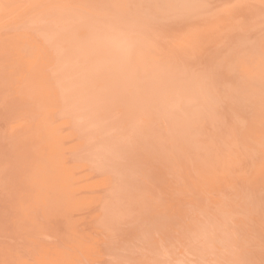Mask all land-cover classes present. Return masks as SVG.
Segmentation results:
<instances>
[{
  "label": "rangeland",
  "instance_id": "374dc122",
  "mask_svg": "<svg viewBox=\"0 0 264 264\" xmlns=\"http://www.w3.org/2000/svg\"><path fill=\"white\" fill-rule=\"evenodd\" d=\"M51 1L52 0H46V1H42V0H0V57H1L0 58V70H1L0 76L2 75L1 77H4L5 79V81L3 78H2L3 81L0 80V88H1L0 89V102L2 99L4 100V101L2 100V103L0 104H2L5 110L7 109L11 111L12 109L10 110V108L13 103L11 104L9 100H11L15 96V98H13L14 100L12 99L11 101L14 102L18 100L17 102H14V105L19 104L18 107H20L18 111L17 109L15 110L16 115L20 114L17 116L13 114L14 111H11L12 113L10 116L9 112L4 111L2 106L0 109V122H1L0 123V129H1L0 130V143H1L0 149L2 150V151L0 150V170H1L0 171V178H1L0 179V191H1L0 192V264H20L21 262L22 264H30V262L31 264H191V263L192 264H264V236H263L264 235V166H263L264 165L263 164L264 163V114H263L264 113L263 112L264 111V93H263L264 92V53H263L264 52V36H263L264 35V8H262L264 7V0H238V1L228 0L229 3H227V0H221V2L220 0H197L198 2L196 0H182V1L181 0L180 1L178 0H166V1L165 0H154V2L153 0H149V1L138 0L140 5L138 4L137 0H134V1L133 0H126V1L115 0V3H114V0H111V1L105 0L106 2L104 0H95V2L94 0H81V1L80 0H69V2L68 0H64V1L54 0L53 4H55V6H53ZM225 1L226 3H224ZM100 2L101 4H99ZM109 2L110 4L112 2V4H111V7L109 4L107 8V6L105 5H108L106 3H109ZM147 2L148 3L151 2V5L153 4L152 7L148 5ZM44 3L46 4L48 3V4L46 5ZM88 3L90 5H88ZM98 5L99 6L101 5V6L99 7ZM130 5L132 7H130ZM225 5L228 6L227 8H229L230 10L229 9L227 10V8H225L226 7ZM238 5H239V8H237ZM259 5L260 7L262 5L263 6L260 8ZM96 6L98 7L96 8ZM92 7H95V9H93ZM148 7L150 10L148 9ZM204 7H206V9H204ZM217 8H219L220 10L219 9L217 10ZM54 9H55V12H53ZM107 9H110V10H107ZM115 9L119 10V12L116 11ZM126 9L128 10L127 13H126ZM141 9L142 10L147 9V10L141 11ZM153 9L155 11H153ZM248 9L249 10L251 9V10L249 11ZM139 10L141 11L140 13L142 15L141 17H139L140 15ZM260 10H261V13H259ZM114 11H116L117 14ZM146 12L148 13L146 14ZM202 12L204 13V15H202L203 14ZM244 12L246 13L243 14ZM144 13H145L144 16H146V18L144 17L143 19ZM124 14L129 15V16H126ZM121 15L124 18H122ZM197 15H199L198 17L200 18H198ZM241 15H243V17ZM249 15L250 17H248ZM165 16H168V17H165ZM180 16L182 18L181 20H180ZM185 16L187 17L185 18ZM204 16L206 17L210 16L211 17V18L209 17L210 21L208 18L207 19L204 18ZM120 17H121V20H120ZM130 17L133 19H131ZM147 17H148V20H151V21L148 22L146 20ZM126 18L130 19L131 21L127 20ZM116 19H118L117 22H116ZM123 20H124V23H123ZM153 21L155 23H153ZM258 21H260L261 23L259 22L258 24ZM132 22H135V23L133 24ZM206 22L209 25H207ZM120 23L124 25H121ZM143 23H146V24H143ZM135 25L136 27L138 26L140 28L138 29L137 27L136 29ZM146 25H149V27ZM132 26L135 28L133 29ZM181 27H183L184 29ZM194 27L196 28V31ZM247 27L248 28L251 27V28L248 29ZM150 29H151V32H150ZM128 31H131V32H128ZM140 31H142L143 34H141L142 32ZM185 32H187L186 34L188 37L186 36ZM134 33L136 36L134 35ZM161 33H163L164 36ZM148 34L150 38H148ZM152 34L154 37L151 36ZM134 36L136 40L132 38ZM184 36L186 38H184ZM201 38H203V41ZM256 38H258V40ZM161 39L163 41H161ZM175 39H178V40L176 41ZM184 42L188 45H186ZM192 42H195V43H192ZM147 43L150 44V47ZM153 43H154V46H156L155 48L152 45ZM174 43H176V45L179 44V48L178 46L175 47ZM81 44L84 47H82ZM171 44L174 45V47ZM201 44L203 47L201 46ZM188 46H191L192 48L191 47L188 48ZM121 47L123 48L121 49ZM211 47L212 49L214 48L215 50L213 49L211 51ZM136 48H138L137 51H136ZM153 48L154 49L157 48L159 49V51L157 49L154 50ZM68 49L70 51H68ZM152 49L155 51V53H153ZM3 50L4 51L8 50L9 52L7 51L4 53ZM29 50L31 51L29 52ZM173 50H175V52ZM126 52L128 53V55ZM150 52H152L153 54ZM180 52L182 54H180ZM1 53L6 56L3 55L4 58H2ZM154 54L156 57L158 56L157 59L154 57ZM188 54L192 58L189 57ZM197 54L199 55V57ZM126 55L128 56V58L127 57L125 58ZM167 55L169 58L167 57ZM171 55H173L172 58H171ZM8 56L11 57V59ZM132 56L134 57L132 58ZM139 56L141 57L143 56L144 58H141ZM118 57L120 58V60L118 59ZM180 57H183V58H180ZM3 59H4V63L2 64L1 60ZM8 59L11 62V64L9 61H8L9 63H6ZM126 59L129 61V62L127 61V63L129 64L126 63ZM12 61L13 63L14 62H17V63L13 64ZM139 61H142L141 62L142 64L139 63ZM117 62L119 64H117L116 66ZM120 62H122L124 65H122ZM130 62L132 63L130 64ZM133 63H134V66H132ZM158 63L160 66L158 65ZM4 64H7L6 69H9L7 71H10V73H7V71L6 72L4 71L5 70ZM139 64H141L140 66L142 68L139 66ZM145 64L146 66H149V68L146 67ZM10 65L11 67H9ZM165 65L167 66L164 67ZM172 65H175V66H172ZM115 66L116 67L119 66V68H116ZM123 67L126 68V70ZM1 68H4V70H2ZM115 68L118 69V71ZM120 68H122L123 71ZM46 69L48 70V72H46ZM149 69L150 71L151 70L152 71L150 72ZM169 69L171 70V72ZM158 70L159 71L161 70V71L159 72ZM91 71H92V74L90 73ZM104 71L108 75L107 74L105 75ZM115 71H117L119 74L116 73ZM120 71H122V74L124 73L125 75L123 74L124 75L123 76ZM80 72H82L83 74L81 73L82 74L81 75ZM125 72L131 73V74L133 73L135 74V77L134 75H131V76L130 74L127 75ZM140 72L143 75H141ZM174 72H176L178 75ZM11 73L13 75L15 74L14 79L15 80L17 79V81L11 79V77L13 78ZM95 73L97 75H95ZM207 73L209 75H207ZM16 75L18 78L16 77ZM101 75H102V78H101ZM126 75L129 77H127ZM171 75H173V77ZM6 76L9 81H6L7 80ZM108 76L109 77L113 76L112 80ZM117 76L119 77V80L121 79L120 76L122 77V79L120 81L115 80L117 79L116 78ZM155 76L158 78H156ZM167 76H169V78ZM19 77L21 78L19 79ZM78 77L80 79H78L77 81ZM94 77H96L97 79ZM130 77H134L135 81L139 78L138 80H140L141 82L137 81V82H140V83H137L138 84L137 85L136 82H133L134 80H132L134 78H130ZM49 79L51 81H48ZM53 79L54 81L52 82ZM123 79L125 80V82ZM170 80L171 82L169 83ZM105 81L107 82L111 81L110 83L113 82V84L116 82V84L120 88L115 86V84L108 85L109 83ZM192 81H193V84L191 83ZM8 82H11L13 84L8 83ZM83 82L85 84H83ZM91 82H92V85H95L96 87L94 86L92 87ZM118 82L120 85L118 84ZM129 82L133 84L135 83V84L129 85ZM181 82H183L184 84L188 83L190 84V86L187 84L188 87H184L186 86V84L184 85ZM248 82H250L249 85L246 84ZM166 84H169V87L165 86ZM180 84L184 86L182 87L180 86ZM197 84L199 87H196ZM85 85L86 86L90 85L91 87L90 86L85 87ZM141 85L143 86L141 87ZM173 85L175 87H172ZM111 86H113L114 88L112 87L111 89ZM135 86L137 87V89L135 88ZM152 86L157 87V88H154ZM192 86L194 89L191 88ZM3 87L4 89L5 88L6 89L4 90ZM30 87L32 88V90ZM74 87H76L77 89ZM85 88H89L88 92H87V89ZM117 88L120 89L121 92L118 91ZM190 88L194 90V91L192 90L194 94H192L193 92L192 93L190 92L191 91ZM195 88L197 91L195 90ZM206 88L208 90H206ZM72 89H75V90H73L72 92ZM84 89L86 91H83ZM171 89H173L174 91ZM180 89H182V92L183 93L185 92L184 94H187V95L182 96L183 93L181 92ZM41 90L42 91L44 90V91L42 92ZM126 90L129 94L128 93L125 94ZM198 90H201V91H198ZM177 91L180 93L178 94ZM7 92L8 94L13 95L12 98H9L10 96L7 94ZM13 92H17L19 96L17 95V93L14 94ZM103 92L106 93L105 97H103L104 95ZM130 93L133 96H131ZM162 93H164V96ZM196 93L197 94L199 93V95H202L200 97L203 99H201L198 95H196ZM3 94L5 95V97L9 96L7 97V100H5L6 99L5 97L4 98L2 97L4 96ZM99 94H100V97H98ZM122 94L123 96H121ZM56 95L58 96L56 97ZM101 95L103 99L105 98L104 100L102 99ZM195 95L198 97L195 98ZM86 96L88 97L87 99L85 98ZM169 96L171 97L168 98ZM19 97L21 99H18ZM80 97H82V99ZM91 97L93 98L91 99ZM111 97L114 98L115 100L112 99ZM179 97H182V98H179ZM27 98L30 100V102H28L29 100H27ZM96 98L98 99V102H99L98 105L103 100L102 101L103 106L100 105L101 108L98 105H95L97 103ZM99 98L102 100H100ZM35 99L36 100L38 99V100L34 102ZM107 99L109 100V102ZM186 99H189L188 100L189 103ZM195 99H197L198 101L201 100L199 101V104H197L198 101ZM25 100L27 102H25ZM91 100H94V104H93V101ZM183 100L185 103L183 102ZM190 100L193 101V103L196 101L197 102L193 104L192 102H190ZM48 101H50V103ZM68 101L71 103L68 104ZM167 101L169 104L167 103ZM83 102L86 104H84ZM179 102L181 103L180 105L178 104ZM207 102H209V104ZM9 103L11 105H9ZM163 103L164 104L166 103L165 104L166 106ZM261 103H262V106L260 105ZM5 104H7L6 105L7 108H5ZM32 104L34 105L35 108L32 106ZM78 104L82 106V110ZM207 105L210 107H208ZM96 106H97V109L95 108ZM158 106L162 108H159ZM190 106L192 107L194 106V108H191ZM18 107L16 105V108ZM22 107L25 109V111L22 110L23 109ZM87 107H91L92 111L91 109ZM12 108L15 109V107H12ZM78 108L81 111L77 110ZM183 108L186 110H183ZM199 108L201 109V111ZM86 109L88 110L85 112ZM129 109H131L132 111ZM181 109L183 110V112ZM195 110L197 112H195ZM257 110L259 111L257 112ZM192 111L194 113H192ZM29 112H30V115H28ZM88 112L90 116H88L89 115ZM190 112L192 114H189ZM208 112L209 114L207 115ZM38 114H40V116ZM43 114H44V117H43ZM95 114L96 116H94ZM186 114L188 115L187 117H186ZM7 115H9L10 117ZM85 115L87 116L86 119H85ZM54 116L58 117L56 118L57 121L55 120ZM16 117L17 118L19 117L18 121H16L17 124L15 123V121L14 123H11L12 118H15V120H17ZM81 117H83L84 120L81 119ZM189 118H191L192 120H190ZM33 119L36 120V122ZM60 119L62 121H60ZM174 119H176V121ZM184 120L188 121L187 122L188 126H187V123L184 122ZM82 121L83 123H80ZM85 122L87 125L85 124ZM261 122H262V125H261ZM72 123H73V126L71 127ZM190 123L191 125H189ZM4 125H8V126H4ZM94 125L96 126L93 127ZM163 125L166 127V129L163 128L164 127ZM16 127L17 128L19 127L18 128L20 129L19 132L17 131L18 129ZM99 127H100V130L97 129ZM77 128H81V129L77 130ZM23 129H24V132L27 131L25 135L23 133ZM104 130L105 131L107 130V131L105 132ZM2 131H4L5 133L4 132L2 133ZM86 131H89V132L87 133ZM14 132L16 134L11 135ZM39 132L40 134L37 135V133ZM172 132L174 133V135ZM6 133H9V134L7 135ZM255 133L257 134V136ZM17 134H19L22 137L21 138L22 140L20 139V137H18L19 135ZM95 134L97 137L95 136ZM80 135H83V136H80ZM191 135L194 139L190 137ZM1 138H6L8 139L9 142L6 141V139H1ZM11 138L12 140L10 141ZM28 138H30L29 140H31V142L28 140ZM37 139H39V141ZM81 139H85V140H81ZM168 141L170 142V144ZM19 142H20V145H19ZM23 144L24 145L26 144V145L24 146ZM30 144L31 145L33 144V145L31 146ZM15 145H16V148H15ZM18 145H19V148L17 147ZM21 146L24 148L21 149ZM1 147H3V149ZM262 149H263V152H262ZM171 150H172V153L170 152ZM231 155H233V157ZM217 156H220V157H217ZM26 157L27 159H25ZM185 158H186V161H185ZM196 159L198 160L196 161ZM31 163L34 166V168L31 167L32 166ZM109 163L112 167H110ZM102 164L105 166H103ZM7 165L9 166V168ZM100 165L103 166V168L100 167ZM256 168H259V170ZM35 170L38 172L36 173ZM83 172L86 174H84ZM32 180L33 182L34 181L35 182L31 183ZM84 180L87 182H85ZM110 181H111V184H110ZM25 182L26 183L28 182V183L26 184ZM35 188L37 189V191ZM29 194L30 196H33V198L29 197ZM224 204L225 206H223ZM76 209L80 214L77 213ZM58 212L59 214H57ZM72 213L75 216H73ZM79 215H81V217ZM91 216L92 218H90ZM194 217L196 218V220ZM84 219H86L87 221H85ZM194 221L196 224H194ZM190 222L192 223L190 224ZM246 223L248 226L246 225ZM213 230H214V233H213ZM226 231L227 233H225ZM222 233L223 234L225 233V234L223 235ZM208 235L211 238V240L209 239ZM49 238H51L52 240L51 239L49 240ZM53 240H56V241H53ZM1 247L2 248L4 247V248L2 249ZM27 249L29 250L27 251ZM18 254L21 256H19ZM164 255L166 256L164 257Z\"/></svg>",
  "mask_w": 264,
  "mask_h": 264
},
{
  "label": "bare ground",
  "instance_id": "6f19581e",
  "mask_svg": "<svg viewBox=\"0 0 264 264\" xmlns=\"http://www.w3.org/2000/svg\"><path fill=\"white\" fill-rule=\"evenodd\" d=\"M42 1H46V0H42ZM59 1H60V0H59ZM59 1H58V3H59ZM62 1H64V0H62ZM80 1H81V0H80ZM80 1H79V2H80ZM104 1H105V0H104ZM106 1H107V0H106ZM106 1H105V2H106ZM110 1H111V0H110ZM120 1H121V0H120ZM120 1H119V2H120ZM122 1H123V0H122ZM124 1H126V0H124ZM133 1H134V0H133ZM147 1H149V0H147ZM165 1H166V0H165ZM178 1H180V0H178ZM181 1H182V0H181ZM196 1H197V0H196ZM232 1H233V0H232ZM236 1H238V0H236ZM51 2H52V4H53V3H54V0H52ZM68 2H69V0H68ZM94 2H95V0H94ZM112 2H113V1H112ZM112 2H111V4H112ZM130 2H131V1H130ZM137 2H138V0H137ZM140 2H141V1H140ZM153 2H154V0H153ZM163 2H164V1H163ZM168 2H169V1H168ZM191 2H192V1H191ZM194 2H195V1H194ZM197 2H198V1H197ZM220 2H221V0H220ZM48 3H49V2H48ZM48 3H47V4H48ZM90 3H91V2H90ZM96 3H97V2H96ZM114 3H115V0H114ZM120 3H121V2H120ZM141 3H142V2H141ZM147 3H148V2H147ZM172 3H173V2H172ZM179 3H180V2H179ZM210 3H211V2H210ZM224 3H226V1H225ZM224 3H222V4H224ZM227 3H229L228 0H227ZM236 3H237V2H236ZM240 3H241V2H240ZM253 3H254V2H253ZM44 4H46V3H44ZM47 4H46V5H47ZM79 4H81V3H79ZM97 4H98V3H97ZM97 4H95V5H97ZM99 4H101V2H100ZM106 4H108V5H105V6H107V8H108L110 2H109V3H106ZM111 4H110V7H111ZM124 4H125V3H124ZM138 4L140 5L139 2H138ZM158 4H160V3H158ZM207 4H209V3H207ZM215 4H216V3H215ZM230 4H231V3H230ZM234 4H235V2H234ZM238 4H239V3H238ZM243 4H244V3H243ZM255 4H256V3H255ZM88 5H90V4L88 3ZM126 5H127V4H126ZM133 5H134V4H133ZM139 5H137V6H139ZM141 5H142V4H141ZM148 5H150V6L152 7L153 4L151 5V2H149ZM180 5H181V4H180ZM188 5H189V4H188ZM231 5H232V4H231ZM239 5H240V4H239ZM239 5L237 6V8H239ZM245 5H246V4H245ZM251 5H252V4H251ZM51 6H52V5H51ZM53 6H55V4H53ZM93 6H94V5H93ZM98 6H99V5H98ZM98 6H96V8H97ZM100 6H101V5H100ZM100 6H99V7H100ZM103 6H104V5H103ZM174 6H175V5H174ZM192 6H194V5H192ZM197 6H198V5H197ZM211 6H213V5H211ZM219 6H220V5H219ZM225 6H226V5H225ZM240 6H241V5H240ZM255 6H256V5H255ZM262 6H263V5H262ZM262 6H261V7H262ZM42 7H43V6H42ZM89 7H90V6H89ZM124 7H125V6H124ZM126 7H127V6H126ZM130 7H132V6L130 5ZM144 7H145V6H144ZM151 7H150V8H151ZM168 7H169V6H168ZM186 7H187V6H186ZM227 7H228V6H226L225 8H227ZM242 7H243V6H242ZM247 7H248V6H247ZM259 7H260V5H259ZM261 7H260V8H261ZM52 8H54V7H52ZM52 8H51V9H52ZM92 8L95 9V7H92ZM102 8H103V7H102ZM104 8H105V7H104ZM127 8H128V7H127ZM133 8H134V7H133ZM146 8H147V6H146ZM157 8H159V7H157ZM174 8H175V7H174ZM190 8H191V7H190ZM221 8H222V7H221ZM223 8H224V7H223ZM248 8H249V7H248ZM256 8H258V7H256ZM256 8H255V9H256ZM262 8H264V7H262ZM37 9H38V8H37ZM41 9H42V8H41ZM57 9H58V8H57ZM105 9H106V8H105ZM110 9H112V8H110ZM110 9H107V10H110ZM119 9H121V8H119ZM148 9H149V7H148ZM160 9H161V8H160ZM177 9H178V8H177ZM193 9H194V8H193ZM198 9H199V8H198ZM204 9H206V7H204ZM218 9H219V8H217V10H218ZM228 9H229V8H227V10H228ZM255 9H254V10H255ZM38 10H39V9H38ZM38 10H37V11H38ZM67 10H68V9H67ZM89 10H90V9H89ZM115 10H116V9H115ZM130 10H132V9H130ZM136 10H137V9H136ZM143 10H147V9H143ZM143 10L141 9V11H143ZM149 10H150V9H149ZM165 10H166V9H165ZM196 10H197V9H196ZM219 10H220V9H219ZM227 10H226V11H227ZM229 10H230V9H229ZM243 10H244V9H243ZM248 10H249V9H248ZM250 10H251V9H250ZM250 10H249V11H250ZM262 10H263V9H262ZM43 11H44V10H43ZM94 11H96V10H94ZM116 11L119 12V10H116ZM116 11H114V12L117 14ZM127 11H128V10L126 9V13H127ZM139 11H140V10H139ZM141 11L139 12V14L141 13ZM153 11H155V10L153 9ZM153 11H152V12H153ZM161 11H162V10H161ZM185 11H187V10H185ZM190 11H191V10H190ZM214 11H215V10H214ZM240 11H241V10H240ZM244 11H245V10H244ZM47 12H49V11H47ZM53 12H55V9L53 10ZM85 12H86V11H85ZM108 12H109V11H108ZM110 12H112V11H110ZM123 12H124V11H123ZM163 12H164V11H163ZM163 12H162V13H163ZM195 12H196V11H195ZM200 12H201V11H200ZM203 12H204V11H203ZM203 12H202V13H203ZM233 12H234V11H233ZM237 12H238V11H237ZM87 13H88V12H87ZM93 13H95V12H93ZM101 13H102V12H101ZM130 13H131V12H130ZM147 13H148V12H146V14H147ZM149 13H151V12H149ZM154 13H155V12H154ZM183 13H184V12H183ZM188 13H189V11H188ZM191 13H192V12H191ZM198 13H199V11H198ZM209 13H210V12H209ZM245 13H246V12H244L243 14H245ZM259 13H261V10H260ZM45 14H46V12H45ZM106 14H107V12H106ZM120 14H122V13H120ZM155 14H156V13H155ZM170 14H171V13H170ZM176 14H177V13H176ZM176 14H175V15H176ZM207 14H208V12H207ZM256 14H257V13H256ZM256 14H255V15H256ZM91 15H92V14H91ZM110 15H111V14H110ZM110 15H109V16H110ZM124 15H126V14H124ZM131 15H132V14H131ZM144 15H145V13L143 14V19H144V17L146 18V16H144ZM148 15H149V14H148ZM184 15H185V14H184ZM195 15H196V14H195ZM199 15H200V14H199ZM199 15H197V17H198ZM202 15H204V13H203ZM220 15H221V14H220ZM40 16H41V15H40ZM44 16H45V15H44ZM92 16H93V15H92ZM109 16H108V17H109ZM114 16H116V15H114ZM126 16H129V15H126ZM141 16H142V15L140 14L139 17H141ZM150 16H151V15H150ZM188 16H189V15H188ZM210 16H212V15H210ZM210 16H209V17H210ZM233 16H234V15H233ZM241 16L243 17V15H241ZM256 16H257V15H256ZM261 16H262V14H261ZM261 16H260V17H261ZM41 17H42V16H41ZM45 17H46V16H45ZM45 17H44V18H45ZM102 17H103V16H102ZM121 17H122V15H121ZM121 17H120V20H121ZM153 17H154V16H153ZM156 17H158V16H156ZM165 17H168V16H165ZM186 17H187V16H185V18H186ZM190 17H191V16H190ZM209 17L204 16V18H206V19L208 18L209 21H210V18H211V17H210V18H209ZM217 17H218V16H217ZM246 17H247V16H246ZM246 17H245V19H246ZM248 17H250V15H249ZM99 18H100V17H99ZM111 18H112V17H111ZM113 18H115V17H113ZM122 18H124V17H122ZM128 18H129V17H128ZM128 18H126V19H127V20H130V19H128ZM130 18H131V17H130ZM160 18H161V17H160ZM185 18H184V19H185ZM198 18H200V17H198ZM226 18H227V17H226ZM232 18H233V17H232ZM262 18H263V16H262ZM42 19H43V18H42ZM88 19H89V18H88ZM97 19H98V18H97ZM126 19H124V20H126ZM131 19H133V18H131ZM134 19H135V18H134ZM140 19H142V18H140ZM152 19H154V18H152ZM156 19H157V18H156ZM161 19H162V18H161ZM181 19H182V18H181V16H180V20H181ZM191 19H192V18H191ZM206 19H205V20H206ZM230 19H231V18H230ZM230 19H229V20H230ZM255 19H256V18H255ZM117 20H118V19H116V22H117ZM124 20H123V23H124ZM146 20H147L148 22L151 21V20H148V17H147ZM185 20H186V19H185ZM195 20H196V19H195ZM212 20H213V18H212ZM212 20H211V21H212ZM222 20H223V19H222ZM224 20H225V19H224ZM257 20H258V19H257ZM259 20H260V19H259ZM100 21H101V20H100ZM130 21H131V20H130ZM155 21H156V20H155ZM162 21H163V20H162ZM174 21H175V20H174ZM217 21H218V20H217ZM225 21H226V20H225ZM236 21H237V20H236ZM241 21H242V20H241ZM261 21H262V20H261ZM119 22H120V21H119ZM128 22H129V21H128ZM157 22H158V21H157ZM159 22H160V20H159ZM163 22H164V21H163ZM165 22H166V21H165ZM180 22H181V21H180ZM184 22H185V21H184ZM184 22H183V24H184ZM207 22H208V21H207ZM207 22H206V24H207ZM259 22H260V21H258V24H259ZM102 23H103V22H102ZM112 23H114V22H112ZM121 23H122V21H121ZM121 23H120V24H121ZM132 23L134 24L135 22H132ZM136 23H137V22H136ZM153 23H155V22L153 21ZM161 23H162V22H161ZM189 23H190V22H189ZM193 23H194V22H193ZM198 23H200V22H198ZM218 23H219V22H218ZM260 23H261V22H260ZM125 24H126V23H125ZM130 24H131V23H130ZM143 24H146V23H143ZM149 24H150V23H149ZM168 24H169V23H168ZM201 24H202V23H201ZM211 24H213V23H211ZM222 24H223V23H222ZM222 24H221V25H222ZM234 24H235V23H234ZM244 24H245V23H244ZM249 24H250V22H249ZM50 25H51V23H50ZM121 25H124V24H121ZM128 25H129V24H128ZM177 25H178V24H177ZM207 25H209V24H207ZM216 25H217V24H216ZM241 25H242V24H241ZM119 26H120V25H119ZM140 26H142V25H140ZM146 26L149 27V25H146ZM146 26H145V28H146ZM165 26H166V24H165ZM168 26H169V25H168ZM168 26H167V27H168ZM179 26H180V24H179ZM188 26H189V25H188ZM205 26H206V25H205ZM246 26H247V25H246ZM255 26H256V25H255ZM255 26H254V27H255ZM69 27H70V26H69ZM132 27H133V26H132ZM132 27H130V28H132ZM135 27H136V25H135ZM135 27H133V29H134ZM137 27H138V26H137ZM137 27H136V29H137ZM174 27H175V26H174ZM202 27H203V26H202ZM77 28H78V27H77ZM81 28H82V27H81ZM101 28H102V27H101ZM122 28H123V27H122ZM125 28H126V26H125ZM127 28H129V27H127ZM139 28H140V27H138V29H139ZM141 28H142V27H141ZM143 28H144V27H143ZM155 28H156V27H155ZM181 28H183V27H181ZM194 28H195V27H194ZM203 28H204V27H203ZM247 28H248V27H247ZM250 28H251V27H250ZM250 28H248V29H250ZM262 28H263V27H262ZM160 29H161V28H160ZM163 29H164V28H163ZM176 29H177V28H176ZM183 29H184V28H183ZM207 29H208V28H207ZM238 29H239V27H238ZM72 30H73V29H72ZM83 30H84V29H83ZM146 30H147V29H146ZM167 30H168V29H167ZM225 30H226V29H225ZM228 30H229V28H228ZM262 30H263V29H262ZM57 31H58V30H57ZM60 31H62V30H60ZM60 31H59V32H60ZM80 31H82V30H80ZM125 31H126V29H125ZM143 31H144V30H143ZM156 31H158V30H156ZM195 31H196V28H195ZM195 31H194V32H195ZM211 31H212V30H211ZM84 32H85V31H84ZM128 32H131V31H128ZM136 32H137V31H136ZM138 32H139V30H138ZM140 32H142V31H140ZM150 32H151V29H150ZM162 32H163V30H162ZM168 32H169V31H168ZM188 32H189V31H188ZM217 32H218V31H217ZM219 32H220V31H219ZM261 32H262V31H261ZM63 33H64V32H63ZM65 33H66V32H65ZM144 33H146V32H144ZM152 33H153V32H152ZM186 33H187V32H185V34H186ZM191 33H192V32H191ZM203 33H204V32H203ZM212 33H214V32H212ZM85 34H86V33H85ZM141 34H143V32H142ZM149 34H150V33H149ZM149 34H148V38H150V37H149ZM161 34L163 35V33H161ZM200 34H201V33H200ZM209 34H210V33H209ZM225 34H226V33H225ZM247 34H248V33H247ZM253 34H254V33H253ZM56 35H57V34H56ZM134 35H135V33H134ZM154 35H155V34H154ZM182 35H183V34H182ZM223 35H224V34H223ZM254 35H255V34H254ZM37 36H38V35H37ZM88 36H89V35H88ZM135 36H136V35H135ZM135 36L132 37V38L135 39ZM151 36H153V34H152ZM163 36H164V35H163ZM178 36H179V35H178ZM186 36H187V34H186ZM216 36H217V35H216ZM220 36H221V35H220ZM220 36H219V37H220ZM259 36H260V35H259ZM263 36H264V35H263ZM100 37H101V36H100ZM116 37H117V36H116ZM129 37H130V36H129ZM139 37H140V36H139ZM153 37H154V36H153ZM187 37H188V36H187ZM206 37H207V36H206ZM221 37H222V36H221ZM226 37H227V36H226ZM61 38H62V37H61ZM143 38H144V37H143ZM143 38H142V39H143ZM146 38H147V37H146ZM155 38H156V37H155ZM158 38H159V37H158ZM161 38H162V37H161ZM175 38H176V36H175ZM184 38H186V37L184 36ZM212 38H213V37H212ZM49 39H50V38H49ZM93 39H95V38H93ZM138 39H140V38H138ZM151 39H152V37H151ZM181 39H182V38H181ZM192 39H193V38H192ZM201 39H202V41H203V38H201ZM225 39H226V38H225ZM256 39L258 40V38H256ZM75 40H76V39H75ZM75 40H73V41H75ZM78 40H79V39H78ZM128 40H129V39H128ZM135 40H136V39H135ZM135 40H134V41H135ZM145 40H146V39H145ZM153 40H154V39H153ZM164 40H165V39H164ZM175 40L177 41L178 39H175ZM188 40H189V39H188ZM212 40H214V39H212ZM1 41H3V40H1ZM50 41H52V40H50ZM50 41H49V42H50ZM53 41H54V40H53ZM55 41H56V40H55ZM129 41H130V40H129ZM131 41H132V40H131ZM137 41H138V40H137ZM140 41H141V40H140ZM143 41H144V40H143ZM150 41H152V40H150ZM157 41H158V40H157ZM161 41H163V40L161 39ZM193 41H194V40H193ZM68 42H69V41H68ZM81 42H82V41H81ZM124 42H125V41H124ZM167 42H168V41H167ZM169 42H170V41H169ZM172 42H173V40H172ZM186 42H187V41H186ZM220 42H221V41H220ZM4 43H5V42H4ZM62 43H63V42H62ZM88 43H89V42H88ZM92 43H93V42H92ZM105 43H106V42H105ZM134 43H135V42H134ZM136 43H138V42H136ZM141 43H142V42H141ZM144 43H145V42H144ZM148 43H150V42H148ZM148 43H147V44H148ZM151 43H152V42H151ZM155 43H156V42H155ZM161 43H162V42H161ZM165 43H166V42H165ZM184 43H185V42H184ZM192 43H195V42H192ZM198 43H199V42H198ZM86 44H87V42H86ZM123 44H124V43H123ZM139 44H140V43H139ZM174 44H175V47L178 46V48H179V44H178V45H176V43H174ZM185 44H186V43H185ZM205 44H206V43H205ZM221 44H222V43H221ZM10 45H11V44H10ZM72 45H73V44H72ZM81 45H82V44H81ZM133 45H135V44H133ZM140 45H141V44H140ZM142 45H143V44H142ZM148 45H149V47H150V44H148ZM148 45H147V46H148ZM152 45H153L154 48L156 47V46H154V43H153ZM155 45H157V44H155ZM171 45H172V44H171ZM180 45H181V44H180ZM186 45H188V44H186ZM197 45H198V44H197ZM78 46H79V45H78ZM98 46H99V45H98ZM102 46H103V45H102ZM138 46H139V45H138ZM138 46H137V47H138ZM144 46H145V45H144ZM158 46H159V45H158ZM172 46L174 47V45H172ZM191 46H192V45H191ZM191 46H188V48L191 47ZM195 46H196V45H195ZM201 46H202V44H201ZM225 46H226V45H225ZM9 47H10V46H9ZM14 47H15V45H14ZM51 47H52V46H51ZM82 47H84V46L82 45ZM133 47H134V46H133ZM142 47H143V46H142ZM142 47H141V48H142ZM161 47H162V46H161ZM163 47H165V46H163ZM168 47H169V46H168ZM185 47H186V46H185ZM192 47H193V46H192ZM192 47H191V48H192ZM202 47H203V46H202ZM206 47H207V46H206ZM209 47H210V45H209ZM222 47H223V46H222ZM230 47H231V46H230ZM254 47H255V46H254ZM27 48H28V47H27ZM29 48H30V47H29ZM59 48H60V46H59ZM61 48H62V47H61ZM78 48H79V47H78ZM88 48H89V47H88ZM119 48H120V47H119ZM122 48H123V47H121V49H122ZM131 48H132V47H131ZM141 48H140V49H141ZM154 48H153V49H154ZM166 48H167V47H166ZM196 48H197V47H196ZM236 48H238V47H236ZM260 48H261V47H260ZM7 49H8V48H7ZM9 49H10V48H9ZM12 49H13V48H12ZM16 49H17V48H16ZM32 49H33V48H32ZM137 49H138V48H136V51H137ZM145 49H147V48H145ZM145 49H144V50H145ZM153 49H152V51H153V53H155L154 50H156L157 48L154 49V50H153ZM193 49H194V48H193ZM200 49H201V47H200ZM213 49H214V48H213ZM213 49H212V47H211V51H212ZM247 49H248V48H247ZM20 50H21V49H20ZM47 50H48V49H47ZM51 50H52V49H51ZM59 50H60V49H59ZM77 50H78V49H77ZM104 50H105V49H104ZM150 50H151V49H150ZM157 50L159 51V49H157ZM162 50H163V49H162ZM162 50H161V52H162ZM175 50H176V49H175ZM175 50H173V51L175 52ZM180 50H181V49H180ZM191 50H192V49H191ZM214 50H215V49H214ZM235 50H236V49H235ZM242 50H243V49H242ZM3 51H4V50H3ZM7 51H8V50H7ZM7 51L5 50L4 53L7 52ZM18 51H19V50H18ZM30 51H31V50H29V52H30ZM68 51H70V50L68 49ZM131 51H132V50H131ZM131 51H130V52H131ZM138 51H139V50H138ZM141 51H142V50H141ZM182 51H183V49H182ZM199 51H200V50H199ZM203 51H204V50H203ZM255 51H256V50H255ZM8 52H9V51H8ZM10 52H12V51H10ZM13 52H15V51H13ZM52 52H53V51H52ZM86 52H87V51H86ZM102 52H103V51H102ZM123 52H124V51H123ZM123 52H122V53H123ZM132 52H133V51H132ZM134 52H135V51H134ZM147 52H148V51H147ZM156 52H157V51H156ZM165 52H166V51H165ZM169 52H170V50H169ZM186 52H187V51H186ZM221 52H222V51H221ZM234 52H235V51H234ZM25 53H26V51H25ZM126 53H127V52H126ZM138 53H139V52H138ZM140 53H141V52H140ZM150 53H152V52H150ZM153 53H152V54H153ZM172 53H173V52H172ZM194 53H195V51H194ZM194 53H192V54H194ZM235 53H236V52H235ZM238 53H239V52H238ZM263 53H264V52H263ZM1 54H2V53H1ZM9 54H10V53H9ZM21 54H22V53H21ZM29 54H30V53H29ZM52 54H53V53H52ZM55 54H56V53H55ZM120 54H121V53H120ZM129 54H130V53H129ZM136 54H137V53H136ZM136 54H135V55H136ZM141 54H142V53H141ZM144 54H145V53H144ZM161 54H162V53H161ZM167 54H168V52H167ZM180 54H182V53L180 52ZM183 54H184V53H183ZM192 54H191V55H192ZM202 54H203V53H202ZM216 54H217V53H216ZM240 54H241V53H240ZM255 54H256V52H255ZM3 55H4V54H2V58H4ZM7 55H8V54H7ZM12 55H13V53H12ZM16 55H17V54H16ZM31 55H32V54H31ZM33 55H34V54H33ZM40 55H41V53H40ZM43 55H44V54H43ZM70 55H71V54H70ZM94 55H95V54H94ZM104 55H105V54H104ZM127 55H128V53H127ZM127 55L125 56V58H126V57L128 58ZM133 55H134V54H133ZM156 55H157V54H156ZM158 55H159V54H158ZM188 55H189V54H188ZM195 55H196V54H195ZM197 55H198V54H197ZM4 56H6V55H4ZM21 56H22V55H21ZM29 56H30V55H29ZM46 56H47V55H46ZM84 56H85V55H84ZM122 56H123V55H122ZM143 56H144V55H143ZM143 56H142V57L139 56V57L144 58ZM149 56H150V55H149ZM149 56H148V57H149ZM8 57H9V56H8ZM12 57H13V56H12ZM25 57H26V55H25ZM53 57H54V56H53ZM55 57H56V55H55ZM130 57H131V56H130ZM133 57H134V56H132V58H133ZM135 57H136V56H135ZM145 57H146V56H145ZM154 57L157 59L158 56L156 57L155 54H154ZM167 57H168V55H167ZM172 57H173V55H171V58H172ZM176 57H177V56H176ZM189 57H191V56L189 55ZM189 57H188V58H189ZM198 57H199V55H198ZM207 57H208V56H207ZM213 57H214V56H213ZM223 57H224V56H223ZM0 58H1V57H0ZM6 58H7V57H6ZM9 58L11 59V57H9ZM13 58H14V57H13ZM34 58H35V57H34ZM48 58H49V56H48ZM92 58H93V57H92ZM115 58H116V57H115ZM122 58H123V57H122ZM151 58H152V57H151ZM162 58H163V56H162ZM168 58H169V57H168ZM168 58H167V59H168ZM180 58H183V57H180ZM191 58H192V57H191ZM18 59H19V58H18ZM31 59H32V58H31ZM42 59H43V58H42ZM70 59H71V58H70ZM85 59H86V57H85ZM96 59H97V58H96ZM113 59H114V58H113ZM113 59H112V60H113ZM118 59L120 60L119 57H118ZM137 59H138V58H137ZM137 59H136V60H137ZM193 59H195V58H193ZM222 59H223V58H222ZM236 59H237V58H236ZM254 59H255V58H254ZM26 60H27V59H26ZM51 60H52V59H51ZM123 60H124V59H123ZM123 60H122V61H123ZM130 60H131V59H130ZM147 60H148V59H147ZM172 60H174V59H172ZM217 60H218V59H217ZM249 60H250V59H249ZM2 61H3V62H2ZM8 61H9V59L7 60V62H6V61H5V62H6V63H9L10 61H9V62H8ZM17 61H18V60H17ZM28 61H29V60H28ZM33 61H34V59H33ZM127 61H128V60L126 59V63H127ZM189 61H190V60H189ZM225 61H226V60H225ZM24 62H25V61H24ZM69 62H70V60H69ZM81 62H82V61H81ZM109 62H110V61H109ZM118 62H119V61H118ZM118 62L116 63V66H117V64H119ZM124 62H125V61H124ZM128 62H129V61H128ZM133 62H135V61H133ZM137 62H138V61H137ZM141 62H142V61H139V63H141ZM160 62H161V61H160ZM176 62H177V61H176ZM206 62H207V60H206ZM234 62H235V61H234ZM1 63H2V64L4 63V59L1 60ZM12 63H13V61H12ZM15 63H17V62H14L13 64H15ZM48 63H49V62H48ZM60 63H61V62H60ZM74 63H75V62H74ZM91 63H92V62H91ZM120 63H121L122 65H124L122 62H120ZM131 63H132V62H130V64H131ZM189 63H190V62H189ZM247 63H248V62H247ZM10 64H11V62H10ZM37 64H38V63H37ZM43 64H44V63H43ZM67 64H68V63H67ZM72 64H73V63H72ZM121 64H120V65H121ZM127 64H129V63H127ZM141 64H142V63H141ZM141 64H139V66H140ZM164 64H165V63H164ZM164 64H163V65H164ZM194 64H195V62H194ZM4 65H5V67H4L5 70H4V68H1V69L4 70V71L6 72V71L9 70V69H6V65H7V64H4ZM8 65H9V64H8ZM65 65H66V64H65ZM120 65H119V66H120ZM158 65H159V63H158ZM158 65H157V66H158ZM170 65H171V64H170ZM207 65H208V64H207ZM2 66H3V65H2ZM2 66H1V67H2ZM13 66H14V65H13ZM15 66H16V65H15ZM29 66H30V65H29ZM55 66H56V65H55ZM75 66H76V65H75ZM116 66H115V67H116ZM119 66L116 67V68H119ZM127 66H128V65H127ZM130 66H131V65H130ZM132 66H134V63H133ZM139 66H138V67H139ZM145 66H146V64H145ZM152 66H153V65H152ZM152 66H151V67H152ZM159 66H160V65H159ZM166 66H167V65H165L164 67H166ZM172 66H175V65H172ZM188 66H189V65H188ZM9 67H11V65H10ZM33 67H34V66H33ZM64 67H66V66H64ZM111 67H112V66H111ZM120 67H121V66H120ZM128 67H129V66H128ZM140 67H141V66H140ZM146 67L149 68V66H146ZM198 67H199V66H198ZM201 67H202V66H201ZM223 67H224V66H223ZM21 68H22V67H21ZM21 68H20V69H21ZM49 68H50V67H49ZM49 68H48V69H49ZM60 68H61V67H60ZM96 68H97V67H96ZM96 68H95V69H96ZM116 68H115V69H116ZM123 68H124V67H123ZM134 68H135V67H134ZM141 68H142V67H141ZM158 68H159V67H158ZM174 68H175V67H174ZM206 68H207V67H206ZM233 68H234V67H233ZM239 68H240V67H239ZM40 69H41V68H40ZM52 69H53V68H52ZM52 69H51V70H52ZM77 69H78V68H77ZM102 69H103V68H102ZM110 69H111V68H110ZM120 69H122V68H120ZM120 69H119V70H120ZM124 69L126 70V68H124ZM127 69H128V68H127ZM135 69H136V68H135ZM150 69H151V68H150ZM150 69H149V71H150ZM178 69H179V68H178ZM178 69H177V70H178ZM203 69H204V68H203ZM28 70H29V69H28ZM56 70H57V69H56ZM67 70H69V69H67ZM83 70H84V69H83ZM103 70H104V69H103ZM116 70L118 71V69H116ZM125 70H124V71H125ZM162 70H163V69H162ZM169 70H170V69H169ZM169 70H168V71H169ZM177 70H176V71H177ZM179 70H180V69H179ZM207 70H208V69H207ZM207 70H205V71H207ZM0 71H1V70H0ZM11 71H12V70H11ZM38 71H39V70H38ZM62 71H63V70H62ZM88 71H89V70H88ZM95 71H96V70H95ZM99 71H101V70H99ZM117 71H115V72L118 73ZM122 71H123V69H122ZM122 71H120L121 74H122ZM127 71H128V70H127ZM127 71H126V72H127ZM129 71H130V69H129ZM129 71H128V72H129ZM131 71H132V70H131ZM143 71H144V70H143ZM147 71H148V70H147ZM151 71H152V70H151ZM151 71H150V72H151ZM158 71H159V70H158ZM160 71H161V70H160ZM160 71H159V72H160ZM200 71H201V70H200ZM232 71H233V70H232ZM2 72H3V71H2ZM2 72H1V73H2ZM46 72H48L47 69H46ZM49 72H51V71H49ZM75 72H76V71H75ZM93 72H94V71H93ZM97 72H98V71H97ZM106 72H107V71H106ZM112 72H113V70H112ZM126 72H125V73H126ZM170 72H171V70H170ZM233 72H234V71H233ZM236 72H237V71H236ZM7 73H10V71H7ZM16 73H17V72H16ZM27 73H28V72H27ZM27 73H26V74H27ZM54 73H55V72H54ZM58 73H59V72H58ZM70 73H71V72H70ZM81 73H82V72H80V74H81ZM86 73H87V72H86ZM88 73H89V72H88ZM90 73L92 74V71H91ZM90 73H89V74H90ZM98 73H99V72H98ZM104 73H105V71H104ZM116 73H115V74H116ZM136 73H137V72H136ZM140 73H141V72H140ZM145 73H146V71H145ZM155 73H156V72H155ZM174 73H176V72H174ZM188 73H189V72H188ZM5 74H6V73H5ZM17 74H18V73H17ZM63 74H64V72H63ZM82 74H83V73H82ZM82 74H81V75H82ZM84 74H85V73H84ZM100 74H101V73H100ZM100 74H99V75H100ZM106 74H107V73H105V75H106ZM109 74H110V73H109ZM113 74H114V73H113ZM118 74H119V73H118ZM123 74H124V73H123ZM123 74H122V75H123ZM126 74H127V75L130 74V76H131V75H134V77H135V74H133V73H132V74H131V73H126ZM148 74H150V73H148ZM152 74H153V73H152ZM157 74H158V73H157ZM162 74H163V73H162ZM172 74H173V73H172ZM176 74H177V73H176ZM234 74H235V73H234ZM238 74H239V73H238ZM8 75H9V74H8ZM11 75L13 76V78L11 77V79L15 80V79H14V75H15V74L13 75V74L11 73ZM34 75H35V74H34ZM39 75H40V74H39ZM69 75H70V74H69ZM86 75H87V74H86ZM95 75H97V74L95 73ZM107 75H108V74H107ZM124 75H125V74H124ZM124 75H123V76H124ZM127 75H126V76H127ZM138 75H139V73H138ZM141 75H143V74L141 73ZM177 75H178V74H177ZM207 75H209V74L207 73ZM227 75H228V73H227ZM1 76H2V75H1ZM1 76H0V77H1ZM3 76H5V75H3ZM20 76H21V75H20ZM23 76H24V74H23ZM71 76H72V75H71ZM109 76H111V75H109ZM109 76H108V77H109ZM113 76H114V75H113ZM113 76H112V77H109V78L112 80ZM171 76L173 77V75H171ZM174 76H175V75H174ZM190 76H191V75H190ZM16 77H17V75H16ZM38 77H39V76H38ZM45 77H46V76H45ZM69 77H70V76H69ZM83 77H84V75H83ZM90 77H91V76H90ZM127 77H129V76H127ZM134 77H130V78H134ZM140 77H141V76H140ZM152 77H153V76H152ZM155 77H156V76H155ZM158 77H159V75H158ZM158 77H156V78H158ZM167 77L169 78V76H167ZM176 77H177V76H176ZM181 77H182V75H181ZM220 77H221V76H220ZM2 78L4 79V77H1V78H0L1 81H3ZM6 78H7V76H6ZM17 78H18V77H17ZM20 78H21V77H19V79H20ZM52 78H53V77H52ZM56 78H57V77H56ZM94 78H96V77H94ZM99 78H100V77H99ZM101 78H102V75H101ZM116 78H117V79H115V80L118 81V80H119V77L117 76ZM120 78L122 79L121 76H120ZM136 78H137V76H136ZM144 78H145V77H144ZM178 78H179V76H178ZM230 78H231V77H230ZM28 79H29V78H28ZM36 79H37V78H36ZM36 79H35V80H36ZM68 79H69V78H68ZM78 79H80V78L78 77V78H77V81H78ZM96 79H97V78H96ZM103 79H104V78H103ZM121 79H120V80H121ZM138 79H139V78H138ZM138 79H137L136 81H135V78L132 79V80H134L133 82H136V84H137V83H140V82H141V81L138 80ZM151 79H152V78H151ZM162 79H163V78H162ZM165 79H166V77H165ZM195 79H196V78H195ZM240 79H241V78H240ZM21 80H23V79H21ZM24 80H25V79H24ZM90 80H91V79H90ZM90 80H89V81H90ZM108 80H109V79H108ZM120 80H119V81H120ZM123 80H124V79H123ZM152 80H153V79H152ZM155 80H156V79H155ZM173 80H174V79H173ZM4 81H5V79H4ZM6 81H9L8 78H7ZM10 81H11V80H10ZM15 81H17V79H16ZM40 81H41V80H40ZM40 81H39V82H40ZM48 81H51V80L49 79ZM48 81H47V82H48ZM53 81H54V79L52 80V82H53ZM57 81H58V79H57ZM95 81H96V80H95ZM98 81H99V79H98ZM126 81H127V80H126ZM137 81H140V82H137ZM149 81H150V80H149ZM156 81H157V80H156ZM158 81H159V80H158ZM163 81H164V80H163ZM178 81H179V80H178ZM250 81H251V80H250ZM11 82H12V81H11ZM11 82H8V83H11ZM60 82H61V81H60ZM62 82H63V81H62ZM100 82H101V81H100ZM105 82H107V81H105ZM110 82H111V81H108V82H107V83H109L108 85L113 84V82H112V83H110ZM124 82H125V80H124ZM145 82H146V80H145ZM170 82H171V80L169 81V83H170ZM179 82H180V81H179ZM179 82H178V83H179ZM184 82H185V80H184ZM195 82H197V81H195ZM229 82H230V81H229ZM234 82H235V81H234ZM2 83H3V82H2ZM6 83H7V82H6ZM17 83H18V82H17ZM19 83H20V82H19ZM55 83H56V82H55ZM55 83H54V84H55ZM89 83H90V82H89ZM93 83H94V82H93ZM96 83H97V82H96ZM102 83H103V81H102ZM127 83H128V82H127ZM149 83H150V82H149ZM154 83H156V82H154ZM174 83H175V82H174ZM181 83L184 84L183 82H181ZM191 83L193 84V81H192ZM203 83H204V82H203ZM241 83H242V82H241ZM249 83H250V82H248V83H246V84L249 85ZM254 83H255V82H254ZM4 84H5V83H4ZM11 84H13V83H11ZM14 84H16V83H14ZM49 84H51V83H49ZM72 84H73V83H72ZM72 84H71V85H72ZM76 84H77V83H76ZM76 84H75V85H76ZM83 84H85V83L83 82ZM114 84H115V86L119 87V86L116 84V82H115ZM114 84H113V85H114ZM118 84H119V82H118ZM121 84H122V83H121ZM130 84L134 85L135 83L133 84V83H130V82H129V85H130ZM144 84H145V83H144ZM172 84H173V83H172ZM185 84H186V83H185ZM185 84H184V85H185ZM187 84H188V83H187ZM187 84H186V86H184V85H183V86H184V87H188ZM192 84H191V85H192ZM7 85H8V84H7ZM9 85H10V84H9ZM17 85H18V84H17ZM73 85H74V84H73ZM91 85H92V82H91ZM102 85H103V84H102ZM104 85H106V84H104ZM119 85H120V84H119ZM126 85H127V84H126ZM137 85H138V84H137ZM137 85H136V86H137ZM145 85H146V84H145ZM151 85H153V84H151ZM151 85H150V87H151ZM155 85H156V84H155ZM175 85H177V84H175ZM188 85L190 86V84H188ZM199 85H200V84H199ZM262 85H263V84H262ZM15 86H16V85H15ZM32 86H33V85H32ZM34 86H35V85H34ZM66 86H67V85H66ZM89 86H90V85H89ZM89 86H86V85H85V87H89ZM93 86L96 87L95 85H92V87H93ZM100 86H101V85H100ZM124 86H125V85H124ZM124 86H123V87H124ZM136 86H135V88L137 89L138 86H137V87H136ZM142 86H143V85H141V87H142ZM157 86H158V85H157ZM163 86H164V85H163ZM165 86H168V87H169V84H166ZM170 86H171V85H170ZM180 86H182V85L180 84ZM180 86H179V87H180ZM183 86H182V87H183ZM193 86H194V85H193ZM193 86H192L191 88H193ZM206 86H208V85H206ZM257 86H258V85H257ZM5 87H7V86H5ZM11 87H13V86H11ZM49 87H50V86H49ZM71 87H72V86H71ZM80 87H81V86H80ZM82 87H83V86H82ZM90 87H91V86H90ZM97 87H98V85H97ZM108 87H109V86H108ZM112 87H113V86H111V89H112ZM129 87H130V86H129ZM152 87H154V86H152ZM172 87H175V86L173 85ZM196 87H199L198 84H197ZM201 87H202V86H201ZM227 87H228V86H227ZM253 87H254V86H253ZM30 88H31V87H30ZM33 88H34V87H33ZM58 88H59V87H58ZM74 88H76V87H74ZM102 88H103V87H102ZM106 88H107V86H106ZM106 88H105V89H106ZM113 88H114V87H113ZM119 88H120V87H119ZM127 88H128V87H127ZM131 88H133V87H131ZM138 88H139V87H138ZM143 88H144V87H143ZM154 88H157V87H154ZM158 88H159V87H158ZM162 88H163V87H162ZM191 88H190V89H191ZM208 88H209V87H208ZM218 88H219V87H218ZM229 88H230V87H229ZM0 89H1V88H0ZM3 89H4V87H3ZM3 89H2V90H3ZM5 89H6V88H5ZM5 89H4V90H5ZM10 89H11V88H10ZM14 89H15V88H14ZM19 89H20V88H19ZM64 89H65V88H64ZM68 89H69V88H68ZM76 89H77V88H76ZM85 89H87V92H88V89H89V88H85ZM85 89H84L83 91H86ZM97 89H98V88H97ZM105 89H103V90H105ZM115 89H116V88H115ZM117 89H118V88H117ZM121 89H122V88H121ZM174 89H175V88H174ZM177 89H179V88H177ZM182 89H184V88H182ZM182 89H180L181 92H182ZM193 89H194V88H193ZM193 89H191V91H190L191 93L194 91ZM198 89H199V88H198ZM201 89H202V88H201ZM232 89H233V88H232ZM24 90H25V89H24ZM31 90H32V88H31ZM33 90H34V89H33ZM49 90H50V89H49ZM61 90H62V89H61ZM73 90H75V89H72V92H73ZM90 90H91V89H90ZM106 90H107V89H106ZM113 90H114V89H113ZM134 90H135V89H134ZM140 90H141V89H140ZM140 90H138V91H140ZM155 90H156V89H155ZM167 90H168V88H167ZM171 90H173V89H171ZM180 90H179V91H180ZM192 90H193V91H192ZM195 90H196V88H195ZM206 90H208V89L206 88ZM234 90H235V88H234ZM236 90H237V89H236ZM7 91H8V90H7ZM9 91H10V90H9ZM17 91H18V90H17ZM41 91H42V90H41ZM43 91H44V90H43ZM43 91H42V92H43ZM51 91H52V90H51ZM94 91H95V89H94ZM99 91H100V90H99ZM107 91H108V90H107ZM107 91H105V92H107ZM110 91H111V90H110ZM114 91H115V90H114ZM114 91H113V92H114ZM118 91H120V89H118ZM128 91H129V90H128ZM130 91H131V90H130ZM135 91H136V90H135ZM145 91H146V90H145ZM158 91H159V90H158ZM160 91H161V90H160ZM169 91H170V90H169ZM173 91H174V90H173ZM185 91H186V90H185ZM196 91H197V90H196ZM198 91H201V90H198ZM230 91H231V90H230ZM237 91H238V90H237ZM245 91H246V89H245ZM11 92H12V91H11ZM18 92H19V91H18ZM24 92H25V91H24ZM31 92H32V91H31ZM90 92H91V91H90ZM101 92H102V91H101ZM120 92H121V91H120ZM122 92H123V91H122ZM124 92H125V91H124ZM142 92H143V90H142ZM163 92H164V91H163ZM177 92H178V91H177ZM190 92H189V93H190ZM231 92H232V91H231ZM241 92H243V91H241ZM247 92H248V91H247ZM257 92H258V91H257ZM5 93H6V92H5ZM13 93L16 94L17 92H13ZM21 93H22V91H21ZM26 93H27V92H26ZM85 93H86V92H85ZM91 93H92V92H91ZM91 93H90V94H91ZM103 93H104V92H103ZM108 93H109V92H108ZM110 93H112V92H110ZM127 93H128V92H127V90H126L125 94H127ZM132 93H133V92H132ZM140 93H141V92H140ZM156 93H157V91H156ZM179 93H180V92H178V94H179ZM182 93H183V92H182ZM184 93H185V92H184ZM184 93L182 94V96H183V95H187V94H184ZM189 93H188V94H189ZM199 93H200V92H199ZM199 93H198V94L196 93V95H198L199 97L202 96V95H199ZM263 93H264V92H263ZM7 94H8V92H7ZM48 94H49V93H48ZM71 94H72V93H71ZM79 94H80V93H79ZM79 94H78V95H79ZM95 94H96V93H95ZM95 94H94V95H95ZM97 94H98V93H97ZM105 94H106V93H104L103 97H105ZM117 94H118V93H117ZM123 94H124V93H123ZM123 94H122L121 96H123ZM128 94H129V93H128ZM130 94H131V93H130ZM136 94H138V93H136ZM162 94H163V96H164V93H162ZM162 94H161V95H162ZM168 94H169V93H168ZM192 94H194V92H193ZM231 94H232V93H231ZM252 94H253V93H252ZM3 95H4V94H3ZM8 95L10 96V97L7 96V97H9V98H12V96H13L12 94H11V95L8 94ZM17 95H18V93H17ZM17 95H16V96H17ZM31 95H32V93H31ZM54 95H55V94H54ZM84 95H85V94H84ZM170 95H171V94H170ZM174 95H175V94H174ZM176 95H177V94H176ZM196 95H195V98L198 97V96H196ZM221 95H222V94H221ZM258 95H259V94H258ZM1 96H2V95H1ZM18 96H19V95H18ZM20 96H21V95H20ZM24 96H25V95H24ZM57 96H58V95H56V97H57ZM91 96H92V95H91ZM97 96H98V95H97ZM97 96H96V97H97ZM112 96H113V94H112ZM116 96H117V95H116ZM131 96H133V95L131 94ZM131 96H130V97H131ZM151 96H152V95H151ZM154 96H155V95H154ZM165 96H166V95H165ZM171 96H172V95H171ZM171 96H169L168 98H170ZM180 96H181V95H180ZM189 96H190V95H189ZM207 96H208V95H207ZM2 97L4 98L5 95L2 96ZM7 97H5V98H6L5 100H7ZM30 97H31V96H30ZM30 97H29V98H30ZM82 97H83V96H82ZM82 97H80V98L82 99ZM98 97H100V94H99ZM101 97H102V95H101ZM103 97H102V99H103ZM108 97H110V96H108ZM126 97H127V96H126ZM128 97H129V96H128ZM144 97H145V96H144ZM146 97H147V96H146ZM152 97H153V96H152ZM157 97H158V96H157ZM161 97H162V96H161ZM192 97H194V96H192ZM203 97H204V96H203ZM209 97H210V96H209ZM209 97H208V98H209ZM214 97H215V96H214ZM214 97H213V98H214ZM238 97H239V96H238ZM258 97H259V96H258ZM258 97H257V98H258ZM261 97H262V96H261ZM13 98H15V96H14ZM13 98H12V99H13ZM25 98H26V97H25ZM31 98H32V97H31ZM36 98H37V97H36ZM38 98H39V97H38ZM60 98H61V97H60ZM85 98L87 99L88 97L86 96ZM89 98H90V97H89ZM92 98H93V97H91V99H92ZM94 98H95V97H94ZM111 98H112V97H111ZM111 98H110V99H111ZM140 98H141V97H140ZM158 98H159V97H158ZM168 98H167V99H168ZM179 98H182V97H179ZM185 98H187V97H185ZM200 98H201V97H200ZM251 98H252V96H251ZM254 98H255V97H254ZM12 99H11V100H12ZM18 99H21V98L19 97ZM39 99H40V98H39ZM68 99H69V98H68ZM72 99H73V98H72ZM96 99H97V98H96ZM96 99H95V100H96ZM99 99H100V98H99ZM102 99H100V100H102ZM104 99H105V98H104ZM104 99H103V100H104ZM112 99H114V98H112ZM112 99H111V100H112ZM123 99H124V97H123ZM133 99H134V97H133ZM135 99H136V98H135ZM161 99H163V98H161ZM172 99H173V98H172ZM175 99H176V97H175ZM197 99H198V98H197ZM197 99H195V100H197ZM201 99H203V98H201ZM205 99H206V98H205ZM244 99H245V97H244ZM2 100H3V99H2ZM2 100H1L0 103H2ZM8 100H9V99H8ZM11 100H9V101L11 102V104L13 103V104H12L13 106L9 103V105H11L10 110L12 109L11 111H14L13 114L16 115V114H15V113H16L15 110L17 109V111H18V109H19L20 107H18L19 104H16V103H15V104L17 105V107H18V108H16V105H14V102H17L18 100H17V101H14V102H12ZM13 100H14V99H13ZM23 100H24V99H23ZM27 100H29V99L27 98ZM31 100H32V99H31ZM37 100H38V99H37ZM37 100L35 99L34 102H36ZM76 100H77V99H76ZM103 100H102V101H103ZM107 100H108V99H107ZM114 100H115V99H114ZM114 100H113V101H114ZM127 100H128V99H127ZM136 100H137V99H136ZM142 100H144V99H142ZM146 100H147V99H146ZM186 100L188 101L189 99H186ZM209 100H210V99H209ZM211 100H212V99H211ZM230 100H231V98H230ZM261 100H262V99H261ZM3 101H4V100H3ZM69 101H70V100H69ZM69 101H68V104L71 103V102H69ZM82 101H83V100H82ZM84 101H85V99H84ZM91 101H93V104H94V100H91ZM91 101H90V102H91ZM102 101H101V103L98 105L99 102H98V99H97V100H96L97 103H96L95 105H98V106L101 108V106H103ZM148 101H149V100H148ZM172 101H173V100H172ZM175 101H176V100H175ZM175 101H174V102H175ZM179 101H180V100H179ZM197 101H198V100H197ZM197 101H196V102H197ZM199 101H201V100H199ZM199 101H198L197 104H199ZM205 101H206V100H205ZM19 102H20V101H19ZM19 102H18V103H19ZM25 102H27V101L25 100ZM28 102H30V100H29ZM34 102H33V103H34ZM41 102H42V101H41ZM43 102H44V101H43ZM48 102L50 103V101H48ZM65 102H66V101H65ZM75 102H76V101H75ZM77 102H78V101H77ZM108 102H109V100H108ZM118 102H119V101H118ZM122 102H123V101H122ZM124 102H125V101H124ZM126 102H127V101H126ZM134 102H135V101H134ZM150 102H151V101H150ZM159 102H160V101H159ZM163 102H164V101H163ZM165 102H166V100H165ZM174 102H173V103H174ZM177 102H178V101H177ZM183 102H184V100H183ZM190 102L193 103V101H191V100H190ZM196 102H194V103H196ZM250 102H251V101H250ZM253 102H254V100H253ZM5 103H6V102H5ZM31 103H32V102H31ZM83 103H84V102H83ZM115 103H117V102H115ZM119 103H120V102H119ZM128 103H129V102H128ZM152 103H153V102H152ZM167 103H168V101H167ZM184 103H185V102H184ZM188 103H189V101H188ZM194 103H193V104H194ZM207 103L209 104V102H207ZM237 103H238V102H237ZM7 104H8V103H7ZM7 104H5V108H7V107H6ZM21 104H23V103H21ZM21 104H20V106H21ZM25 104H26V103H25ZM25 104H24V105H25ZM27 104H28V103H27ZM42 104H43V103H42ZM42 104H41V106H42ZM51 104H52V103H51ZM57 104H58V103H57ZM84 104H86V103H84ZM90 104H91V103H90ZM105 104H106V102H105ZM153 104H154V103H153ZM163 104H164V103H163ZM165 104H166V103H165ZM165 104H164V105H165ZM168 104H169V103H168ZM178 104L180 105L181 103L179 102ZM205 104H206V102H205ZM217 104H218V103H217ZM3 105H4V104H3ZM63 105H64V103H63ZM72 105H73V104H72ZM78 105H79V104H78ZM78 105H77V106H78ZM81 105H82V103H81ZM81 105H79V106L81 107V110H82V106H81ZM100 105H101V106H100ZM112 105H113V104H112ZM114 105H115V104H114ZM119 105H120V104H119ZM124 105H125V103H124ZM141 105H142V104H141ZM141 105H139V106H141ZM143 105H144V104H143ZM146 105H147V103H146ZM170 105H171V104H170ZM182 105H183V104H182ZM186 105H187V104H186ZM225 105H226V104H225ZM260 105L262 106V103H261ZM1 106H2V104H0V109H1ZM32 106L34 107L33 104H32ZM45 106H46V105H45ZM70 106H71V105H70ZM77 106H76V108H77ZM90 106H91V105H90ZM109 106H110V105H109ZM115 106H116V105H115ZM128 106H129V105H128ZM130 106H131V105H130ZM134 106H135V105H134ZM165 106H166V105H165ZM165 106H164V107H165ZM197 106H198V105H197ZM207 106H208V105H207ZM12 107H15V109L12 108ZM23 107H24V106H23ZM23 107H22V108H23ZM28 107H29V105H28ZM57 107H58V106H57ZM91 107H92V106H91ZM91 107H87V108L91 109V111H92V108H93V107H92V108H91ZM106 107H107V106H106ZM124 107H125V106H124ZM146 107H147V106H146ZM158 107H159V106H158ZM173 107H174V106H173ZM178 107H179V106H178ZM181 107H182V106H181ZM185 107H186V106H185ZM185 107H184V108H185ZM190 107H191V108H194V106H193V107L190 106ZM208 107H210V106H208ZM252 107H253V106H252ZM2 108H3V106H2ZM25 108H26V107H25ZM34 108H35V107H34ZM46 108H47V107H46ZM55 108H56V107H55ZM85 108H86V107H85ZM85 108H84V109H85ZM95 108L97 109V106H96ZM135 108H136V107H135ZM142 108H143V107H142ZM147 108H148V107H147ZM150 108H151V107H150ZM159 108H162V107H159ZM179 108H180V107H179ZM184 108H183V110H186V109H184ZM201 108H202V107H201ZM219 108H221V107H219ZM254 108H256V107H254ZM259 108H260V107H259ZM3 109H4V108H3ZM28 109H29V108H28ZM39 109H40V108H39ZM57 109H59V108H57ZM63 109H64V108H63ZM84 109H83V110H84ZM124 109H125V108H124ZM170 109H171V108H170ZM189 109H190V108H189ZM199 109H200V108H199ZM208 109H209V108H208ZM226 109H227V108H226ZM22 110L25 111L24 108H23ZM31 110H32V109H31ZM31 110H30V111H31ZM71 110H72V109H71ZM77 110L81 111L79 108H78ZM87 110H88V109H86L85 112H86ZM94 110H95V109H94ZM129 110H131V109H129ZM140 110H142V109H140ZM155 110H156V109H155ZM159 110H160V109H159ZM174 110H175V109H174ZM181 110H182V109H181ZM183 110H182V112H183ZM238 110H239V109H238ZM253 110H255V109H253ZM259 110H260V109H259ZM259 110H257V112H258ZM4 111L9 112V115L11 116V113H12L11 111H9V110H7V109H6V110L4 109ZM20 111H21V110H20ZM20 111H19V112H20ZM28 111H29V110H28ZM34 111H35V110H34ZM48 111H49V110H48ZM61 111H62V110H61ZM68 111H69V110H68ZM73 111H74V110H73ZM95 111H96V110H95ZM101 111H102V110H101ZM103 111H104V110H103ZM120 111H122V110H120ZM131 111H132V110H131ZM150 111H151V110H150ZM152 111H153V110H152ZM165 111H166V110H165ZM170 111H171V110H170ZM177 111H179V110H177ZM200 111H201V109H200ZM215 111H216V110H215ZM218 111H219V110H218ZM235 111H236V110H235ZM35 112H36V111H35ZM38 112H40V111H38ZM43 112H44V111H43ZM70 112H71V111H70ZM89 112H90V110H89ZM89 112H88V114H89ZM108 112H109V111H108ZM136 112H137V111H136ZM173 112H174V111H173ZM187 112H188V111H187ZM195 112H197V111L195 110ZM203 112H204V110H203ZM203 112H202V113H203ZM206 112H207V111H206ZM263 112H264V111H263ZM20 113H21V112H20ZM56 113H57V112H56ZM58 113H59V112H58ZM61 113H62V112H61ZM71 113H72V112H71ZM75 113H76V112H75ZM78 113H79V112H78ZM97 113H98V112H97ZM104 113H105V112H104ZM124 113H125V112H124ZM139 113H140V112H139ZM139 113H138V114H139ZM157 113H158V112H157ZM177 113H178V112H177ZM192 113H194V112L192 111ZM192 113L190 112L189 114H192ZM217 113H219V112H217ZM227 113H228V112H227ZM231 113H232V112H231ZM3 114H4V112H3ZM25 114H26V113H25ZM31 114H32V113H31ZM40 114H41V113H40ZM40 114H38V115L40 116ZM73 114H74V113H73ZM79 114H80V113H79ZM84 114H85V113H84ZM84 114H83V115H84ZM92 114H93V113H92ZM128 114H129V113H128ZM133 114H134V113H133ZM141 114H142V113H141ZM179 114H180V113H179ZM179 114H178V115H179ZM196 114H197V113H196ZM196 114H195V115H196ZM199 114H201V113H199ZM208 114H209V112L207 113V115H208ZM223 114H224V113H223ZM261 114H262V113H261ZM263 114H264V113H263ZM1 115H2V114H1ZM9 115H7V116H9ZM17 115H20V114H17ZM17 115H16V116H17ZM22 115H24V114H22ZM22 115H21V117H22ZM28 115H30V112H29ZM77 115H78V114H77ZM100 115H102V114H100ZM105 115H106V114H105ZM149 115H150V114H149ZM243 115H244V114H243ZM10 116H9V117H10ZM57 116H58V115H57ZM88 116H90V114H89ZM94 116H96V114H95ZM109 116H110V115H109ZM125 116H126V115H125ZM187 116H188V115L186 114V117H187ZM262 116H263V115H262ZM12 117H13V115H12ZM14 117H15V116H14ZM21 117H20V118H21ZM25 117H26V116H25ZM25 117H24V118H25ZM27 117H28V116H27ZM43 117H44V114H43ZM54 117H55V120H56V118H58V117H56V116H54ZM62 117H63V116H62ZM62 117H61V119H62ZM75 117H76V115H75ZM156 117H157V116H156ZM164 117H165V116H164ZM181 117H183V116H181ZM193 117H194V116H193ZM197 117H198V116H197ZM205 117H206V116H205ZM244 117H245V116H244ZM248 117H249V116H248ZM250 117H251V116H250ZM16 118H17V117H16ZM18 118H19V117H18ZM18 118H17V120H15V118H12V121H13V122L11 121V123H14V121H15V123H16V121H18ZM29 118H30V116H29ZM37 118H39V117H37ZM48 118H50V117H48ZM59 118H60V117H59ZM71 118H72V117H71ZM71 118H70V119H71ZM86 118H87V116L85 115V119H86ZM95 118H96V117H95ZM111 118H112V117H111ZM121 118H122V117H121ZM174 118H175V117H174ZM2 119H3V117H2ZM13 119H14V120H13ZM61 119H60V121H62ZM67 119H68V118H67ZM67 119H66V120H67ZM76 119H77V117H76ZM81 119H83V117H81ZM90 119H91V118H90ZM101 119H102V117H101ZM128 119H129V118H128ZM138 119H139V118H138ZM183 119H184V118H183ZM187 119H188V118H187ZM189 119L192 120L191 118H189ZM197 119H198V118H197ZM197 119H196V120H197ZM199 119H200V118H199ZM235 119H236V118H235ZM9 120H10V119H9ZM26 120H27V118H26ZM33 120H34V119H33ZM33 120H32V121H33ZM38 120H39V119H38ZM42 120H43V119H42ZM55 120H54V121H55ZM64 120H65V119H64ZM73 120H74V119H73ZM73 120H72V121H73ZM83 120H84V119H83ZM99 120H100V119H99ZM132 120H133V119H132ZM174 120L176 121V119H174ZM181 120H182V118H181ZM194 120H195V118H194ZM207 120H208V119H207ZM1 121H2V120H1ZM3 121H4V120H3ZM7 121H8V120H7ZM34 121L36 122V120H34ZM56 121H57V120H56ZM75 121H76V120H75ZM88 121H89V120H88ZM105 121H106V120H105ZM111 121H112V120H111ZM121 121H122V119H121ZM175 121H174V122H175ZM178 121H179V120H178ZM197 121H198V120H197ZM204 121H205V120H204ZM44 122H45V121H44ZM58 122H59V120H58ZM73 122H74V121H73ZM78 122H79V121H78ZM90 122H91V121H90ZM102 122H103V121H102ZM119 122H120V121H119ZM119 122H117V123H119ZM125 122H127V121H125ZM125 122H123V123H125ZM184 122L187 123L188 121L184 120ZM184 122H183V123H184ZM189 122H190V121H189ZM198 122H199V121H198ZM255 122H256V121H255ZM258 122H259V121H258ZM262 122H263V120H262ZM262 122H261V125H262ZM0 123H1V122H0ZM4 123H5V122H4ZM7 123H8V122H7ZM55 123H56V122H55ZM61 123H62V122H61ZM69 123H70V121H69ZM80 123H83V121L80 122ZM88 123H89V122H88ZM91 123H92V122H91ZM91 123H90V124H91ZM138 123H139V122H138ZM159 123H160V122H159ZM181 123H182V122H181ZM230 123H231V122H230ZM241 123H242V122H241ZM16 124H17V123H16ZM16 124H15V126H16ZM25 124H26V122H25ZM85 124H86V122H85ZM110 124H111V123H110ZM152 124H153V123H152ZM162 124H163V123H162ZM170 124H171V123H170ZM175 124H176V123H175ZM192 124H193V123H192ZM197 124H198V123H197ZM235 124H236V123H235ZM250 124H251V123H250ZM8 125H9V124H8ZM8 125H4V126H8ZM21 125H23V124H21ZM27 125H28V124H27ZM30 125H31V123H30ZM33 125H34V124H33ZM77 125H78V124H77ZM86 125H87V124H86ZM108 125H109V124H108ZM145 125H146V124H145ZM156 125H157V124H156ZM182 125H183V124H182ZM189 125H191V123H190ZM193 125H194V124H193ZM195 125H196V124H195ZM236 125H237V124H236ZM241 125H242V124H241ZM252 125H253V124H252ZM256 125H257V124H256ZM60 126H61V125H60ZM72 126H73V123H72L71 127H72ZM91 126H92V125H91ZM95 126H96V125H94L93 127H95ZM163 126H164V125H163ZM187 126H188V123H187ZM245 126H246V125H245ZM254 126H255V125H254ZM13 127H14V125H13ZM23 127H24V126H23ZM31 127H32V126H31ZM102 127H103V126H102ZM111 127H112V126H111ZM172 127H173V126H172ZM189 127H190V126H189ZM191 127H192V126H191ZM193 127H194V126H193ZM197 127H198V126H197ZM16 128H17V127H16ZM18 128H19V127H18ZM18 128H17V129H18ZM20 128H21V127H20ZM54 128H55V127H54ZM63 128H64V127H63ZM90 128H92V127H90ZM103 128H104V127H103ZM122 128H123V126H122ZM130 128H131V127H130ZM163 128L166 129L165 126H164ZM235 128H236V127H235ZM6 129H7V128H6ZM21 129H22V128H21ZM25 129H26V127H25ZM39 129H41V128H39ZM66 129H67V128H66ZM66 129H65V130H66ZM74 129H75V128H74ZM74 129H73V130H74ZM79 129H81V128H77V130H79ZM84 129H85V128H84ZM97 129L100 130V127L97 128ZM109 129H110V128H109ZM0 130H1V129H0ZM2 130H3V129H2ZM4 130H5V128H4ZM19 130H20V129H18L17 131L19 132ZM29 130H30V129H29ZM34 130H35V128H34ZM36 130H37V128H36ZM77 130H76V131H77ZM126 130H127V129H126ZM126 130H125V131H126ZM143 130H144V129H143ZM175 130H176V129H175ZM232 130H233V129H232ZM14 131H15V129H14ZM25 131H26V130H25ZM68 131H70V130H68ZM95 131H96V130H95ZM101 131H102V130H101ZM101 131H100V132H101ZM104 131H105V130H104ZM106 131H107V130H106ZM106 131H105V132H106ZM116 131H117V129H116ZM168 131H169V130H168ZM194 131H195V130H194ZM196 131H197V130H196ZM3 132H4V131H2V133H3ZM12 132H13V131H12ZM20 132H22V131H20ZM26 132H27V131H26ZM26 132H24V129H23V133H24V135H25ZM29 132H30V131H29ZM50 132H51V131H50ZM62 132H63V131H62ZM78 132H79V131H78ZM86 132L88 133L89 131H86ZM102 132H103V131H102ZM118 132H120V131H118ZM218 132H219V131H218ZM259 132H260V131H259ZM4 133H5V132H4ZM44 133H45V132H44ZM80 133H81V132H80ZM98 133H99V132H98ZM172 133H173V132H172ZM181 133H182V132H181ZM187 133H188V132H187ZM202 133H203V132H202ZM210 133H211V132H210ZM229 133H230V132H229ZM6 134L8 135L9 133H6ZM14 134H16V133L14 132V133L11 134V135H14ZM27 134H28V133H27ZM35 134H36V132H35ZM39 134H40V132L37 133V135H39ZM72 134H74V133H72ZM100 134H101V133H100ZM129 134H130V133H129ZM140 134H141V133H140ZM153 134H155V133H153ZM194 134H195V133H194ZM251 134H252V133H251ZM255 134H256V133H255ZM11 135H10V136H11ZM17 135H19V134H17ZM20 135H21V133H20ZM20 135H19L18 137H20V139H21L22 137H21ZM24 135H23V136H24ZM78 135H79V134H78ZM85 135H86V133H85ZM115 135H116V134H115ZM173 135H174V133H173ZM184 135H185V134H184ZM204 135H205V134H204ZM215 135H217V134H215ZM219 135H220V134H219ZM240 135H241V134H240ZM245 135H246V134H245ZM3 136H5V135H3ZM15 136H16V135H15ZM15 136H14V137H15ZM28 136H29V135H28ZM42 136H43V135H42ZM42 136H41V137H42ZM80 136H83V135H80ZM87 136H88V135H87ZM95 136H96V134H95ZM95 136H94V137H95ZM102 136H103V135H102ZM108 136H109V135H108ZM181 136H182V134H181ZM254 136H255V135H254ZM256 136H257V134H256ZM256 136H255V137H256ZM258 136H259V135H258ZM7 137H8V136H7ZM16 137H17V136H16ZM73 137H74V136H73ZM78 137H79V136H78ZM96 137H97V136H96ZM96 137H95V138H96ZM118 137H119V136H118ZM190 137H192V135H191ZM235 137H236V136H235ZM24 138H25V137H24ZM30 138H31V137H30ZM30 138H28V140H29ZM36 138H38V137H36ZM81 138H82V137H81ZM107 138H108V137H107ZM181 138H182V137H181ZM221 138H222V137H221ZM230 138H231V137H230ZM236 138H237V137H236ZM241 138H242V137H241ZM249 138H250V137H249ZM261 138H262V137H261ZM1 139H6V138H1ZM14 139H15V138H14ZM74 139H75V138H74ZM79 139H80V138H79ZM129 139H130V138H129ZM192 139H194V138L192 137ZM198 139H199V138H198ZM203 139H204V138H203ZM238 139H239V138H238ZM246 139H247V138H246ZM11 140H12V138L10 139V141H11ZM16 140H17V139H16ZM21 140H22V139H21ZM37 140L39 141V139H37ZM81 140H85V139H81ZM96 140H97V139H96ZM102 140H103V139H102ZM102 140H101V141H102ZM108 140H109V139H108ZM118 140H119V139H118ZM153 140H154V139H153ZM239 140H240V139H239ZM244 140H245V139H244ZM248 140H249V139H248ZM259 140H260V139H259ZM6 141H8V139H6ZM19 141H20V140H19ZM24 141H25V140H24ZM29 141L31 142V140H29ZM29 141H28V142H29ZM32 141H33V140H32ZM76 141H78V140H76ZM116 141H117V140H116ZM132 141H133V140H132ZM165 141H166V140H165ZM196 141H198V140H196ZM225 141H226V140H225ZM228 141H229V140H228ZM240 141H241V140H240ZM8 142H9V141H8ZM25 142H26V141H25ZM33 142H34V141H33ZM33 142H32V143H33ZM94 142H95V141H94ZM103 142H104V141H103ZM113 142H114V141H113ZM113 142H112V143H113ZM168 142H169V141H168ZM211 142H212V141H211ZM26 143H27V142H26ZM42 143H43V142H42ZM46 143H47V142H46ZM74 143H75V142H74ZM135 143H136V142H135ZM176 143H177V142H176ZM233 143H234V142H233ZM243 143H244V142H243ZM247 143H248V142H247ZM252 143H253V142H252ZM0 144H1V143H0ZM2 144H3V143H2ZM4 144H5V143H4ZM16 144H17V142H16ZM57 144H58V143H57ZM66 144H67V143H66ZM89 144H90V143H89ZM123 144H124V143H123ZM169 144H170V142H169ZM191 144H192V143H191ZM223 144H224V143H223ZM255 144H256V143H255ZM258 144H259V143H258ZM8 145H9V144H8ZM10 145H11V144H10ZM19 145H20V142H19ZM19 145L17 146L18 148H19ZM21 145H22V144H21ZM23 145H24V144H23ZM25 145H26V144H25ZM25 145H24V146H25ZM30 145H31V144H30ZM32 145H33V144H32ZM32 145H31V146H32ZM77 145H78V144H77ZM143 145H144V144H143ZM184 145H185V144H184ZM4 146H5V145H4ZM27 146H28V145H27ZM109 146H110V145H109ZM181 146H182V145H181ZM84 147H85V146H84ZM98 147H99V146H98ZM126 147H127V146H126ZM160 147H161V146H160ZM204 147H206V146H204ZM212 147H213V145H212ZM1 148L3 149V147H1ZM12 148H13V147H12ZM15 148H16V145H15ZM22 148H24V147L21 146V149H22ZM35 148H36V147H35ZM138 148H139V147H138ZM196 148H197V147H196ZM241 148H242V147H241ZM247 148H248V147H247ZM10 149H11V148H10ZM10 149H9V150H10ZM30 149H31V148H30ZM51 149H52V148H51ZM87 149H88V148H87ZM99 149H101V148H99ZM156 149H157V148H156ZM226 149H227V148H226ZM233 149H234V148H233ZM233 149H232V150H233ZM0 150H1V149H0ZM25 150H26V149H25ZM72 150H73V149H72ZM151 150H152V149H151ZM160 150H161V149H160ZM163 150H164V149H163ZM207 150H208V149H207ZM236 150H237V149H236ZM1 151H2V150H1ZM29 151H30V150H29ZM62 151H63V150H62ZM88 151H89V150H88ZM190 151H191V150H190ZM225 151H226V150H225ZM252 151H253V150H252ZM3 152H4V151H3ZM10 152H11V151H10ZM22 152H23V151H22ZM33 152H34V150H33ZM36 152H37V151H36ZM36 152H35V153H36ZM79 152H80V150H79ZM95 152H96V151H95ZM170 152L172 153V150H171ZM200 152H202V151H200ZM212 152H213V151H212ZM230 152H231V151H230ZM237 152H238V151H237ZM262 152H263V149H262ZM23 153H24V152H23ZM28 153H29V152H28ZM47 153H48V152H47ZM63 153H64V152H63ZM69 153H70V152H69ZM69 153H68V154H69ZM102 153H103V152H102ZM238 153H239V152H238ZM244 153H245V152H244ZM258 153H259V152H258ZM18 154H19V152H18ZM33 154H34V153H33ZM66 154H67V153H66ZM80 154H81V153H80ZM80 154H79V156H80ZM83 154H84V153H83ZM94 154H95V153H94ZM121 154H122V152H121ZM174 154H175V153H174ZM187 154H188V153H187ZM192 154H193V153H192ZM222 154H224V153H222ZM233 154H234V153H233ZM247 154H248V153H247ZM250 154H251V153H250ZM91 155H92V154H91ZM115 155H116V154H115ZM150 155H151V154H150ZM170 155H171V154H170ZM10 156H11V155H10ZM22 156H23V155H22ZM46 156H47V155H46ZM49 156H50V155H49ZM68 156H69V155H68ZM79 156H78V157H79ZM171 156H172V155H171ZM203 156H204V155H203ZM203 156H202V157H203ZM210 156H211V155H210ZM231 156L233 157V155H231ZM248 156H249V155H248ZM35 157H36V156H35ZM39 157H40V156H39ZM72 157H73V156H72ZM72 157H71V158H72ZM116 157H117V156H116ZM148 157H149V156H148ZM167 157H168V156H167ZM217 157H220V156H217ZM229 157H230V156H229ZM260 157H261V156H260ZM33 158H34V156H33ZM48 158H49V157H48ZM144 158H145V157H144ZM169 158H170V157H169ZM181 158H182V156H181ZM227 158H228V157H227ZM25 159H27V157H26ZM69 159H70V158H69ZM176 159H177V158H176ZM217 159H218V158H217ZM217 159H216V160H217ZM222 159H223V158H222ZM2 160H3V159H2ZM9 160H10V159H9ZM9 160H8V161H9ZM15 160H16V159H15ZM30 160H32V159H30ZM57 160H58V159H57ZM67 160H68V159H67ZM72 160H74V159H72ZM181 160H182V159H181ZM194 160H195V159H194ZM194 160H193V161H194ZM197 160H198V159H196V161H197ZM206 160H207V159H206ZM219 160H220V159H219ZM230 160H231V159H230ZM10 161H11V160H10ZM19 161H21V160H19ZM23 161H24V160H23ZM41 161H42V160H41ZM77 161H78V159H77ZM80 161H81V160H80ZM87 161H88V160H87ZM102 161H103V160H102ZM151 161H152V160H151ZM185 161H186V158H185ZM200 161H201V160H200ZM210 161H211V160H210ZM14 162H15V161H14ZM26 162H27V161H26ZM26 162H25V163H26ZM110 162H111V161H110ZM190 162H191V161H190ZM205 162H206V161H205ZM205 162H204V163H205ZM258 162H259V161H258ZM28 163H29V162H28ZM28 163H27V164H28ZM36 163H37V161H36ZM36 163H35V164H36ZM73 163H74V161H73ZM100 163H101V162H100ZM111 163H112V162H111ZM121 163H122V162H121ZM187 163H188V162H187ZM261 163H262V162H261ZM21 164H22V163H21ZM45 164H46V163H45ZM71 164H72V163H71ZM71 164H70V165H71ZM89 164H90V163H89ZM107 164H108V163H107ZM118 164H119V163H118ZM156 164H157V163H156ZM215 164H216V163H215ZM263 164H264V163H263ZM1 165H2V163H1ZM22 165H23V164H22ZM31 165H32V163H31ZM37 165H38V164H37ZM56 165H57V164H56ZM102 165H103V164H102ZM109 165H110V163H109ZM131 165H132V164H131ZM162 165H163V164H162ZM210 165H211V164H210ZM228 165H229V164H228ZM7 166H8V165H7ZM10 166H11V165H10ZM24 166H25V165H24ZM47 166H48V164H47ZM72 166H73V165H72ZM90 166H91V165H90ZM103 166H105V165H103ZM103 166L100 165V167H102V168H103ZM135 166H136V165H135ZM159 166H160V165H159ZM170 166H171V165H170ZM174 166H175V165H174ZM263 166H264V165H263ZM13 167H14V166H13ZM28 167H29V166H28ZM31 167L34 168L33 165H32ZM95 167H96V166H95ZM107 167H109V166H107ZM110 167H112V166L110 165ZM201 167H203V166H201ZM8 168H9V166H8ZM15 168H16V167H15ZM36 168H37V167H36ZM51 168H52V167H51ZM105 168H106V167H105ZM213 168H214V167H213ZM4 169H6V168H4ZM42 169H43V168H42ZM45 169H46V168H45ZM52 169H53V168H52ZM87 169H88V168H87ZM206 169H207V168H206ZM256 169L259 170V168H256ZM23 170H24V168H23ZM49 170H50V169H49ZM62 170H63V169H62ZM97 170H98V169H97ZM97 170H96V171H97ZM105 170H106V169H105ZM109 170H110V169H109ZM181 170H182V169H181ZM0 171H1V170H0ZM8 171H9V169H8ZM20 171H22V170H20ZM30 171H31V170H30ZM35 171H36V170H35ZM40 171H41V170H40ZM40 171H39V173H40ZM47 171H48V170H47ZM47 171H46V172H47ZM54 171H55V169H54ZM84 171H86V170H84ZM101 171H102V170H101ZM118 171H119V170H118ZM154 171H155V170H154ZM177 171H178V170H177ZM210 171H211V170H210ZM28 172H29V171H28ZM37 172H38V171H36V173H37ZM168 172H169V171H168ZM185 172H186V171H185ZM253 172H254V171H253ZM9 173H10V172H9ZM33 173H34V172H33ZM41 173H42V172H41ZM64 173H65V172H64ZM73 173H74V172H73ZM83 173H84V172H83ZM91 173H92V171H91ZM131 173H132V172H131ZM165 173H166V172H165ZM174 173H175V172H174ZM192 173H193V172H192ZM198 173H199V172H198ZM226 173H227V172H226ZM24 174H25V173H24ZM84 174H86V173H84ZM112 174H113V173H112ZM185 174H186V173H185ZM209 174H210V172H209ZM243 174H244V173H243ZM258 174H259V173H258ZM14 175H15V174H14ZM22 175H23V174H22ZM41 175H42V174H41ZM41 175H40V177H41ZM118 175H119V174H118ZM176 175H177V174H176ZM216 175H217V174H216ZM30 176H31V175H30ZM32 176H33V174H32ZM91 176H92V175H91ZM200 176H201V175H200ZM69 177H70V176H69ZM82 177H83V176H82ZM84 177H86V176H84ZM117 177H118V176H117ZM146 177H147V176H146ZM6 178H7V177H6ZM15 178H16V177H15ZM26 178H27V177H26ZM101 178H102V177H101ZM122 178H123V177H122ZM140 178H141V177H140ZM0 179H1V178H0ZM28 179H29V178H28ZM138 179H139V178H138ZM252 179H253V178H252ZM14 180H15V179H14ZM16 180H17V179H16ZM26 180H27V179H26ZM35 180H36V178H35ZM38 180H39V179H38ZM118 180H119V179H118ZM129 180H130V179H129ZM191 180H192V179H191ZM198 180H199V179H198ZM209 180H210V179H209ZM84 181H85V180H84ZM100 181H101V180H100ZM107 181H108V180H107ZM111 181H112V180H111ZM111 181H110V184H111ZM143 181H144V180H143ZM180 181H181V180H180ZM215 181H216V180H215ZM6 182H7V181H6ZM9 182H10V181H9ZM22 182H23V181H22ZM32 182H33V180L31 181V183H32ZM34 182H35V181H34ZM34 182H33V183H34ZM85 182H87V181H85ZM169 182H170V181H169ZM169 182H168V183H169ZM191 182H192V181H191ZM198 182H199V181H198ZM11 183H12V182H11ZM25 183H26V182H25ZM27 183H28V182H27ZM27 183H26V184H27ZM31 183H30V184H31ZM38 183H39V182H38ZM50 183H51V182H50ZM104 183H105V182H104ZM181 183H182V182H181ZM76 184H77V183H76ZM87 184H88V183H87ZM101 184H102V183H101ZM132 184H133V183H132ZM143 184H144V183H143ZM174 184H175V183H174ZM39 185H40V184H39ZM59 185H60V184H59ZM32 186H34V185H32ZM41 186H42V185H41ZM84 186H85V185H84ZM101 186H102V185H101ZM110 186H111V185H110ZM29 187H30V186H29ZM98 187H99V186H98ZM108 187H109V186H108ZM32 188H33V187H32ZM32 188H31V189H32ZM80 188H81V187H80ZM89 188H90V187H89ZM143 188H144V187H143ZM180 188H181V187H180ZM231 188H232V187H231ZM17 189H18V187H17ZM26 189H27V188H26ZM35 189H36V188H35ZM78 189H79V188H78ZM99 189H100V188H99ZM135 189H136V188H135ZM146 189H147V188H146ZM151 189H152V188H151ZM175 189H176V188H175ZM22 190H23V189H22ZM40 190H41V189H40ZM95 190H96V189H95ZM148 190H149V189H148ZM210 190H211V189H210ZM219 190H220V189H219ZM36 191H37V189H36ZM41 191H42V190H41ZM76 191H77V190H76ZM138 191H139V190H138ZM0 192H1V191H0ZM6 192H7V191H6ZM109 192H110V191H109ZM181 192H182V191H181ZM117 193H118V192H117ZM186 193H187V192H186ZM10 194H11V193H10ZM76 194H77V193H76ZM146 194H147V193H146ZM149 194H150V193H149ZM149 194H148V195H149ZM46 195H47V194H46ZM89 195H90V194H89ZM111 195H112V194H111ZM148 195H147V196H148ZM157 195H159V194H157ZM188 195H189V194H188ZM210 195H211V194H210ZM27 196H28V195H27ZM192 196H193V195H192ZM6 197H7V196H6ZM15 197H16V196H15ZM21 197H22V196H21ZM29 197H32V198H33V196H30V194H29ZM38 197H39V196H38ZM150 197H151V196H150ZM150 197H149V198H150ZM180 197H181V196H180ZM180 197H179V198H180ZM24 198H26V197H24ZM34 198H35V197H34ZM51 198H52V197H51ZM57 198H58V197H57ZM97 198H98V197H97ZM224 198H225V197H224ZM93 199H94V198H93ZM131 199H132V198H131ZM139 199H140V198H139ZM213 199H214V198H213ZM221 199H222V198H221ZM31 200H32V199H31ZM34 200H35V199H34ZM76 200H77V199H76ZM107 200H108V199H107ZM47 201H48V200H47ZM60 201H62V200H60ZM64 201H65V200H64ZM87 201H88V200H87ZM92 201H93V200H92ZM105 201H106V200H105ZM132 201H133V200H132ZM145 201H146V200H145ZM151 201H152V200H151ZM196 201H197V200H196ZM3 202H4V201H3ZM22 202H23V201H22ZM90 202H91V200H90ZM208 202H209V201H208ZM5 203H6V202H5ZM32 203H33V202H32ZM34 203H35V202H34ZM96 203H97V202H96ZM115 203H116V201H115ZM155 203H157V202H155ZM205 203H206V202H205ZM18 204H19V203H18ZM29 204H30V203H29ZM37 204H38V203H37ZM92 204H93V203H92ZM94 204H95V202H94ZM100 204H101V203H100ZM110 204H111V203H110ZM113 204H114V203H113ZM221 204H222V203H221ZM25 205H26V204H25ZM45 205H46V203H45ZM134 205H135V204H134ZM141 205H142V204H141ZM219 205H220V204H219ZM237 205H238V204H237ZM50 206H51V205H50ZM70 206H71V205H70ZM79 206H80V205H79ZM96 206H97V205H96ZM157 206H158V205H157ZM192 206H193V205H192ZM223 206H225V204H224ZM13 207H14V206H13ZM21 207H22V206H21ZM90 207H91V205H90ZM101 207H103V206H101ZM239 207H240V206H239ZM248 207H249V206H248ZM15 208H16V207H15ZM23 208H24V207H23ZM53 208H54V206H53ZM62 208H63V207H62ZM191 208H192V207H191ZM191 208H190V209H191ZM226 208H227V207H226ZM5 209H6V208H5ZM20 209H21V208H20ZM28 209H29V208H28ZM44 209H45V207H44ZM44 209H43V210H44ZM46 209H47V208H46ZM50 209H52V208H50ZM50 209H49V210H50ZM89 209H90V208H89ZM103 209H104V208H103ZM126 209H127V208H126ZM156 209H157V208H156ZM187 209H188V208H187ZM187 209H186V210H187ZM239 209H240V208H239ZM36 210H37V209H36ZM47 210H48V209H47ZM95 210H96V209H95ZM14 211H16V210H14ZM17 211H18V210H17ZM30 211H31V210H30ZM76 211H77V209H76ZM76 211H75V212H76ZM54 212H55V210H54ZM66 212H67V210H66ZM66 212H65V213H66ZM82 212H83V211H82ZM82 212H81V213H82ZM108 212H109V211H108ZM174 212H175V211H174ZM244 212H245V211H244ZM23 213H24V212H23ZM35 213H36V212H35ZM65 213H64V214H65ZM77 213H79V212L77 211ZM92 213H93V212H92ZM102 213H103V212H102ZM201 213H202V212H201ZM226 213H227V212H226ZM230 213H231V211H230ZM39 214H41V213H39ZM46 214H47V213H46ZM57 214H59V212H58ZM66 214H67V213H66ZM68 214H69V213H68ZM72 214H73V213H72ZM79 214H80V213H79ZM95 214H96V213H95ZM193 214H194V213H193ZM207 214H208V213H207ZM227 214H228V213H227ZM19 215H20V214H19ZM42 215H43V214H42ZM48 215H50V214H48ZM102 215H103V214H102ZM195 215H196V214H195ZM222 215H223V214H222ZM2 216H3V215H2ZM36 216H37V215H36ZM57 216H58V215H57ZM61 216H63V215H61ZM68 216H69V215H68ZM73 216H75V215L73 214ZM79 216L81 217V215H79ZM99 216H100V215H99ZM126 216H127V215H126ZM226 216H227V215H226ZM233 216H234V215H233ZM233 216H232V217H233ZM247 216H248V215H247ZM28 217H29V216H28ZM70 217H71V216H70ZM84 217H85V216H84ZM96 217H97V216H96ZM103 217H104V216H103ZM113 217H114V216H113ZM182 217H183V216H182ZM192 217H193V216H192ZM200 217H201V215H200ZM234 217H235V216H234ZM234 217H233V218H234ZM253 217H254V216H253ZM24 218H25V217H24ZM44 218H45V217H44ZM49 218H50V217H49ZM64 218H65V217H64ZM87 218H88V217H87ZM90 218H92V216H91ZM194 218H195V217H194ZM213 218H214V217H213ZM213 218H212V220H213ZM74 219H75V218H74ZM192 219H193V218H192ZM210 219H211V218H210ZM236 219H237V218H236ZM241 219H242V218H241ZM71 220H72V219H71ZM84 220L87 221L86 219H84ZM195 220H196V218H195ZM207 220H208V219H207ZM223 220H224V219H223ZM227 220H228V218H227ZM231 220H232V218H231ZM13 221H14V220H13ZM74 221H75V220H74ZM118 221H119V220H118ZM163 221H164V220H163ZM191 221H192V220H191ZM202 221H203V220H202ZM239 221H240V220H239ZM11 222H12V221H11ZM18 222H19V221H18ZM28 222H29V221H28ZM63 222H65V221H63ZM69 222H70V221H69ZM69 222H68V223H69ZM71 222H72V221H71ZM101 222H102V221H101ZM101 222H100V223H101ZM192 222H193V221H192ZM192 222H190V224H191ZM206 222H208V221H206ZM228 222H229V221H228ZM16 223H17V222H16ZM47 223H48V222H47ZM91 223H92V222H91ZM225 223H226V222H225ZM243 223H244V222H243ZM69 224H70V223H69ZM69 224H68V225H69ZM74 224H75V223H74ZM89 224H90V223H89ZM186 224H187V223H186ZM194 224H196L195 221H194ZM194 224H193V225H194ZM206 224H207V223H206ZM212 224H213V223H212ZM15 225H16V224H15ZM39 225H40V224H39ZM47 225H48V224H47ZM81 225H82V224H81ZM110 225H111V224H110ZM209 225H210V224H209ZM246 225H247V223H246ZM222 226H223V225H222ZM234 226H235V225H234ZM239 226H240V225H239ZM247 226H248V225H247ZM27 227H28V226H27ZM55 227H56V226H55ZM77 227H78V226H77ZM213 227H214V226H213ZM213 227H212V228H213ZM237 227H238V226H237ZM29 228H30V227H29ZM51 228H53V227H51ZM109 228H110V227H109ZM155 228H156V227H155ZM201 228H202V227H201ZM205 228H206V227H205ZM239 228H240V227H239ZM241 228H242V227H241ZM260 228H261V227H260ZM183 229H184V228H183ZM55 230H56V229H55ZM65 230H66V229H65ZM72 230H73V229H72ZM84 230H85V229H84ZM88 230H89V229H88ZM108 230H109V229H108ZM242 230H243V229H242ZM244 230H246V229H244ZM252 230H253V229H252ZM261 230H262V229H261ZM15 231H16V230H15ZM37 231H38V229H37ZM48 231H49V230H48ZM206 231H207V230H206ZM216 231H217V230H216ZM221 231H222V230H221ZM256 231H257V230H256ZM28 232H29V231H28ZM109 232H110V231H109ZM201 232H203V231H201ZM211 232H212V231H211ZM211 232H210V233H211ZM247 232H248V231H247ZM68 233H69V232H68ZM80 233H82V232H80ZM170 233H171V232H170ZM210 233H209V235H210ZM213 233H214V230H213ZM225 233H227V231H226ZM225 233H224V234H225ZM228 233H229V232H228ZM231 233H232V231H231ZM238 233H239V232H238ZM242 233H243V232H242ZM242 233H241V234H242ZM3 234H4V233H3ZM29 234H30V233H29ZM222 234H223V233H222ZM224 234H223V235H224ZM248 234H249V233H248ZM38 235H39V234H38ZM42 235H43V234H42ZM42 235H40V236H42ZM44 235H45V234H44ZM53 235H54V234H53ZM55 235H56V234H55ZM64 235H65V234H64ZM64 235H63V236H64ZM101 235H102V234H101ZM165 235H166V234H165ZM196 235H197V234H196ZM206 235H207V234H206ZM209 235H208V237H209ZM36 236H37V235H36ZM58 236H59V235H58ZM76 236H77V235H76ZM84 236H85V235H84ZM90 236H92V235H90ZM189 236H190V235H189ZM263 236H264V235H263ZM38 237H39V236H38ZM65 237H67V236H65ZM179 237H180V236H179ZM223 237H225V236H223ZM33 238H34V237H33ZM42 238H43V237H42ZM71 238H73V237H71ZM234 238H235V237H234ZM241 238H242V237H241ZM44 239H45V238H44ZM50 239H51V238H49V240H50ZM68 239H69V238H68ZM209 239L211 240L210 237H209ZM262 239H263V238H262ZM16 240H17V239H16ZM34 240H35V239H34ZM51 240H52V239H51ZM102 240H103V239H102ZM236 240H237V239H236ZM11 241H12V240H11ZM41 241H42V240H41ZM53 241H56V240H53ZM83 241H84V240H83ZM214 241H215V240H214ZM218 241H219V240H218ZM4 242H5V241H4ZM4 242H3V243H4ZM12 242H13V241H12ZM21 242H22V241H21ZM27 242H28V241H27ZM59 242H60V241H59ZM33 243H34V242H33ZM39 243H40V242H39ZM42 243H43V242H42ZM159 243H160V242H159ZM177 243H178V242H177ZM183 243H184V242H183ZM209 243H210V242H209ZM23 244H24V243H23ZM30 244H31V243H30ZM73 244H74V243H73ZM107 244H108V243H107ZM163 244H164V243H163ZM217 244H218V243H217ZM46 245H47V244H46ZM49 245H50V244H49ZM55 245H56V244H55ZM64 245H65V244H64ZM196 245H197V244H196ZM213 245H214V244H213ZM238 245H239V244H238ZM50 246H51V245H50ZM61 246H62V245H61ZM70 246H71V245H70ZM82 246H83V245H82ZM135 246H136V245H135ZM228 246H229V245H228ZM243 246H244V245H243ZM261 246H262V245H261ZM7 247H8V246H7ZM52 247H53V246H52ZM55 247H56V246H55ZM179 247H180V246H179ZM233 247H234V246H233ZM1 248H2V247H1ZM3 248H4V247H3ZM3 248H2V249H3ZM13 248H14V247H13ZM23 248H24V247H23ZM28 248H29V246H28ZM40 248H41V247H40ZM43 248H44V247H43ZM49 248H50V247H49ZM74 248H76V247H74ZM98 248H99V247H98ZM162 248H163V247H162ZM197 248H198V247H197ZM243 248H244V247H243ZM21 249H22V248H21ZM53 249H54V248H53ZM175 249H176V248H175ZM181 249H182V248H181ZM230 249H231V248H230ZM230 249H229V250H230ZM260 249H261V248H260ZM28 250H29V249H27V251H28ZM40 250H41V249H40ZM63 250H64V249H63ZM65 250H66V249H65ZM216 250H218V249H216ZM70 251H71V250H70ZM136 251H137V250H136ZM199 251H200V250H199ZM239 251H240V250H239ZM2 252H3V251H2ZM8 252H9V251H8ZM21 252H22V250H21ZM55 252H57V251H55ZM170 252H171V251H170ZM226 252H227V251H226ZM237 252H238V251H237ZM17 253H18V252H17ZM30 253H31V252H30ZM33 253H34V251H33ZM37 253H38V252H37ZM94 253H95V252H94ZM12 254H13V253H12ZM24 254H25V253H24ZM35 254H36V253H35ZM48 254H49V253H48ZM65 254H66V253H65ZM67 254H68V252H67ZM72 254H73V253H72ZM146 254H147V253H146ZM163 254H164V253H163ZM18 255H19V254H18ZM29 255H30V254H29ZM40 255H41V254H40ZM50 255H51V254H50ZM83 255H84V254H83ZM161 255H162V254H161ZM19 256H21V255H19ZM30 256H31V255H30ZM35 256H36V255H35ZM42 256H43V255H42ZM48 256H49V255H48ZM165 256H166V255H164V257H165ZM212 256H213V255H212ZM212 256H211V257H212ZM222 256H223V255H222ZM22 257H23V256H22ZM81 257H82V256H81ZM236 257H237V256H236ZM240 257H241V256H240ZM12 258H13V257H12ZM65 258H66V257H65ZM69 258H70V257H69ZM78 258H79V257H78ZM83 258H84V257H83ZM83 258H82V259H83ZM106 258H107V257H106ZM113 258H114V257H113ZM162 258H163V257H162ZM230 258H231V257H230ZM2 259H4V258H2ZM16 259H17V258H16ZM25 259H26V258H25ZM27 259H28V258H27ZM114 259H115V258H114ZM155 259H156V258H155ZM253 259H254V258H253ZM10 260H11V259H10ZM29 260H30V259H29ZM32 260H33V259H32ZM35 260H36V259H35ZM4 261H5V260H4ZM21 261H22V260H21ZM48 261H49V260H48ZM76 261H77V260H76ZM146 261H148V260H146ZM229 261H230V260H229ZM19 262H20V261H19ZM24 262H25V261H24ZM34 262H35V261H34ZM36 262H37V261H36ZM39 262H40V261H39ZM168 262H169V261H168ZM27 263H28V262H27ZM119 263H120V262H119ZM187 263H188V262H187ZM20 264H22V262H21ZM30 264H31V262H30ZM191 264H192V263H191Z\"/></svg>",
  "mask_w": 264,
  "mask_h": 264
}]
</instances>
